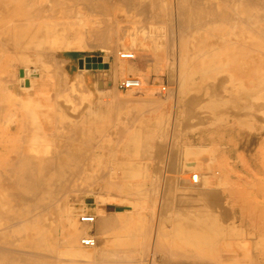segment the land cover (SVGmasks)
<instances>
[{
    "label": "rangeland",
    "instance_id": "obj_1",
    "mask_svg": "<svg viewBox=\"0 0 264 264\" xmlns=\"http://www.w3.org/2000/svg\"><path fill=\"white\" fill-rule=\"evenodd\" d=\"M45 1V2H44ZM50 1V2H49ZM53 1H55V0H41V1H39V0H34V1H32V2H30L29 0H16L14 3H13V7L10 9V10H12V11H14V13H11V15H18V16H16V17H8V18H6V17H2V12H0V26L1 25H21L22 27H27L25 30L26 31H28V32H32L33 30L32 29H36V26H50V28L52 27V28H55V30H53L52 28H51V30L55 33V34H53V32L51 31V35H50V38L51 39H48L49 41H51L52 40V42L51 43H49V41H48V43H45V46L46 47H50V50H51V52L52 53H54V54H56L57 55V57H61V55L63 56L64 54H69V53H77L78 54V56H77V58L79 57V59H80V62H82V64H84L85 65V67L88 65V69L87 68H85L84 67V71H78V69H76V72L78 73H76L77 74V78H79L80 79V82H74V81H72V83H71V86L70 87H68V90H67V92L65 93V96L64 95H62L61 94V96L60 95H58V96H56V100H59L60 98V100H59V102L60 103H62V104H65L66 105V107L67 108H69L70 106H71V108H70V110H71V113H72V115H77V114H80L81 115V117L79 118V121H78V123L76 124V122H75V120H73V118L71 119H69V117H66V120L64 121V120H62V121H64L62 124H60V122L61 121H56L55 123L52 121V127L55 125L56 127H58V129L56 128V129H53L54 130V133L56 134V132L57 131H59V132H57V136H61V135H66V137H65V139H64V136L61 138H59V137H55V140H54V138L52 137L51 139V141H49V140H46L47 142H49V143H47V142H44V143H41L42 141H41V138L40 137H38V136H36V138H40L39 139V142L38 143H41L40 144V146L38 145V143L36 144V145H31V147H29V150H30V152H32L33 150H34V152L35 153H32L31 155L33 156V155H35L36 154V157H43V155L42 154H44V153H42L45 149H46V147H47V144H51V143H53V144H51V145H49V147H53L54 146V143H55V146H56V148L59 146V148H62V149H64L66 146L64 145V143H66L67 142V145L69 144L70 145V143L71 142H73L72 144H74V148H76V145H77V148H78V145H80L79 146V149H80V151H81V153H82V155H81V158L80 157H76L75 158V160L72 158V161H71V168L69 169V170H67L66 172H62V174L58 177V179L60 180L59 182H58V180H57V184H55V185H52V187L50 188V193H49V195H47L46 197H45V200H44V203H46L48 200L49 201H54L55 200V202H58V201H60V202H62V204H60L59 206H58V209H55L54 210V208H57V206L55 205H52L51 206V208H50V211H49V209H45L46 210V213H43V211L42 210H40L39 209V206H36L34 209H31V210H29V214H32V213H30V211H32L33 210V212L35 211H37L38 209L40 210L38 213H39V220L40 221H38V223H36V221L33 223V222H25L24 220H19L18 222H15V223H13V221H12V223H10L8 226L9 227H7V225L6 226H4L3 224H0V230H8V231H10L9 230V228L11 229V233L13 234V235H18L17 233H19V236L17 237L19 240H17L18 242H17V245H21V243H25V244H28L31 240H32V236H34V235H36L37 234V232H38V234L36 235V236H39L40 234H41V232H44V241L45 242H43L42 243V246H44V244H45V246H50L49 248L50 249H52V251L54 250H56L55 252H53V253H55V254H58V255H56L55 257H54V255H52L53 253H50L53 257H51L50 255H46V254H48V252H47V248H45V246L43 247L44 249L43 250H41L42 252H39L40 254L41 253H43V252H45L46 254V256L47 257H45V255H44V257H43V259L44 258H47V260H51L52 262H50V260H49V263L46 261V262H44V264H51V263H53L54 262V264H68L67 262H70L71 264H73L76 260H77V258L79 259L80 258V260L81 259H83V260H88V259H86V258H84V257H82V256H78V255H61V253L59 254V250H62V249H66L67 247H69L68 246V244H67V239L70 237V234H72L73 235V233H74V229L72 228V226L70 227V224L69 223H67L66 222V219H64L65 217H63V212L66 210V206H67V208H68V214L70 215V216H73V217H79V215L80 214H82V213H86V214H88V215H95V213H94V211H93V209L94 208H96V207H104L105 205H107V204H112V205H115V207H116V209H120V210H125V211H127V213H126V215L128 216V218H129V216L130 217H132L134 220H136L137 222L134 224L136 227H139V225H142L143 226V228H141V230L143 229H146L147 227H148V230H149V227H151L152 229H151V233H152V231L153 230H159V229H169L170 228V225L168 224V225H164V226H161V228H160V225H158L159 224V221L157 222V218L159 217H156V215L154 216V217H152V216H150V210H149V208H148V206L150 205V206H152L153 204L151 203V201H155V199L157 200H159V202H160V200H163V198L161 199V197H164V195H163V193L161 194L160 192L162 191V189L161 188H163V187H158L159 185L160 186H162V185H164V184H161V183H163L164 181H165V178H166V180H169V179H167L168 177L170 178V180H171V183L173 184V186H176V187H174V188H177V185H178V183H180V184H184L182 181L183 180H185V179H188L189 178V175L190 174H188L189 173V171H187L186 172V170L188 169L189 170V168H187V166L186 165H184V169L185 170H183V171H181L182 169H183V164H184V162L186 161V162H193V163H196L195 165L197 166V168H195L194 170H190L191 172H194V171H198V172H200L201 174H202V176H203V179H201V180H203V181H201V185H204V183L205 184H207L206 186H216V187H218V189H220V192H221V197H222V195H223V197H224V199L222 198V200H221V202L223 203V205L226 207V210H227V217H228V220H227V223L228 224H230V225H228L227 224V231H231V232H228V234L229 235H231L230 237H229V235H228V237L229 238H227L228 240L229 239H232V237H233V239H232V241L230 242V241H228L227 240V242L229 243H227L226 242V245H224L223 247H226L227 249H226V251H227V253H225V254H228V255H232V256H228V258H224V257H220L219 256V252H213L212 254H214L213 256H211L210 258H212L213 259V262H212V264H221V263H224V264H226V263H228V264H264V118H263V116H264V111L262 110L261 112H263V116L261 115V112H258L257 111V113L256 114H258V115H255L254 116V113H252L253 114V117L251 118V116H249V115H251V113H250V111L248 110V112H247V115L245 116L244 114L246 113V111H247V109L246 108H242L241 107V105L244 107V102L243 101H241V103L240 102H226V101H224L223 99H221V100H217V98L215 99V97H220V95L219 96H212L213 98L212 99H209V97H210V95H209V92H211V90L210 91H208L210 88L209 87H206V88H209L208 90L205 88V83L206 82H208V78H209V82H211L212 81V83L214 82L215 83V81H217V79H218V75H220V73L219 74H217V75H212V76H199V75H197L196 77H197V80H196V82H195V79H196V77L195 76H191L189 79H186L185 81H182V84H181V81H179V79H180V77L181 76H179V77H177L176 78V76L174 77V76H171V74H170V67H171V69H173V68H177V69H182V65H180L178 62H175L176 60H174V59H167V63L163 66V68H160V70L158 71V70H156V69H154V67H152V65H153V58L151 57V55L149 56V57H143V55H142V53H140V51H138L137 52V50L135 51V58L134 59H131L130 61H132V64H135V66H136V68H138L141 72H144L145 73V75H147V79L146 80H143V77H141L142 76V74H137V75H132V74H130V76L131 77H139L140 78V80L142 81V87L140 88V89H138V90H120V89H118L117 88V83H118V80L119 81H121L122 79H124V78H126V76H121V75H117L116 74V76L114 77V80H113V83L112 84H105L104 85V88L105 89H109V90H115V93H116V96L115 97H112V98H109V97H107V96H105L106 94H104V93H101V92H97L98 90V86L96 85V83H94L93 85H92V80L95 78V80H96V76H95V74H96V72L98 71V63L96 62V61H93V58H97V56H102L103 58H102V60H103V63H110V65L112 66V68H114V66L116 67V66H118L120 63H121V61H120V59H117V57L119 58V52L120 51H124V47L123 46H121L120 45V43H119V40L118 39H116L117 37L116 36H118V34H119V36L121 35V34H123V32H124V34L125 35H129V34H132V32H133V34L132 35H135L137 32V34L135 35V36H137L138 38H140V39H143L145 36V38H144V40L146 41V43L149 45V47L150 48H153V47H151V45H153L154 46V44L156 45V46H158V40L157 39H159L160 40V44H162V49L164 50V51H166V52H168V53H170V51H172L174 54L176 53L177 54V50H178V48H176V42L178 41L179 42V36H178V34H179V32H178V34L177 33H175V31L177 32V27L180 25V24H177L178 22H177V19H176V16H175V9H176V2H179V1H183V0H170V2L169 3H171V5H173L174 6V9H173V7H172V9H171V11L173 10V12L174 13H172V19L170 20V18L168 17V16H170L171 15V13H170V10H168V6L170 5L169 3L168 4H166L169 0H163L164 2H162V0H158V2H157V0L155 1V2H157L158 3V5L161 3V4H163L162 6H164L165 5V13H162L163 14V17H164V14H165V20L162 22V20H161V22H155V18H153V17H151L150 16V18H148V16L145 18V16L143 15V14H140L138 11H137V13H139L140 15H138L137 17H136V12L134 13L135 14V17L133 16L134 14H133V10L134 9H132V11L130 10V11H128L127 10V8L126 7H123L122 8V6H123V3H124V5H125V0H92V3H93V5L94 6H92V3H91V0H67V2H66V0H56V4H55V2H53ZM60 1H63V3L62 2H60ZM94 1L96 2V3H94ZM115 1H117V2H119L120 4H121V6H119V8H118V10L120 9V8H122L123 10H124V12H125V16H124V12H123V10H121L123 13H121V11H120V13H117V11H116V16L114 17V15H110V14H112V12H110L109 11V14H108V12L106 11V13L104 12L106 9H111L115 4ZM128 1V0H127ZM145 1H147V0H145ZM152 1V0H151ZM154 1V0H153ZM161 1V2H160ZM52 2V6H51V3ZM60 2V3H59ZM98 2V3H97ZM47 4L48 3V5L50 4V6L53 8V10H52V12H51V9L52 8H50L49 10H48V7H47V5L45 4V6L43 5V9L44 10H46V8H47V11H45V12H48V11H50V12H48L49 14L51 13V16L48 18V17H44L43 18V16H40V17H35V18H32V17H24L23 16V14L24 13H22L23 11H26V10H29V9H31V7L32 6H37V7H41L42 5H40V4ZM62 3V4H61ZM70 3L72 4V6H75V7H71V5H70ZM73 3H75V5L73 4ZM87 5L88 4V8H84L85 7V4ZM105 3V4H104ZM174 3V4H173ZM56 6H54V5ZM68 4V5H67ZM83 4V5H82ZM103 4V5H102ZM40 5V6H39ZM57 5H59L60 7L58 8V6ZM89 5H90V7H89ZM97 5V6H96ZM98 5H101L102 6V8H100L101 6H98ZM111 5H112V7H111ZM49 6V7H50ZM63 7H66V8H62ZM79 9H77V8ZM87 7V6H86ZM96 7H98V8H96ZM108 7V8H107ZM159 8L158 9H161V12H164V11H162V10H164V8L163 7H161L160 5L158 6ZM42 8V7H41ZM55 8V9H54ZM89 8H91L92 10L91 11H94V12H90V13H88V10H90ZM94 8H96V9H94ZM171 8V6H169V9ZM42 9V10H43ZM57 9H59V10H61V11H59L58 12V10ZM71 9V10H70ZM78 10V12H79V14H78V12H76L75 14H73V12H75L76 10ZM2 9L0 8V11H1ZM21 10H23L21 13H20V11ZM63 10H65V13L66 14H64V12H63ZM70 10V11H69ZM75 10V11H74ZM99 10H103V11H99ZM16 11H18L17 13L18 14H15L16 13ZM54 11H55V13H54ZM72 11V12H71ZM80 11L81 12H83V13H80ZM98 11H99V13H98ZM155 11V10H154ZM57 12H58V15H57ZM60 12H62L63 14H60ZM100 12H102L101 14H100ZM119 12V11H118ZM130 12V13H129ZM132 12V13H131ZM168 12V13H167ZM72 13V14H71ZM71 14V15H70ZM93 14H94V16H93ZM106 14V15H105ZM130 14H133L132 16H133V18H130V17H132ZM170 14V15H169ZM19 15H21V16H19ZM54 17H53V16ZM57 15V17H55ZM93 16V17H91V16ZM126 15H127V17H126ZM128 15H129V17H128ZM143 15V16H142ZM168 15V16H167ZM173 15H174V17H173ZM110 16V17H109ZM112 16H113V18H114V22L113 21H111V20H113V18H112ZM118 16V17H117ZM120 16H121V18H120ZM122 16H123V18H122ZM143 17V19H142V17ZM91 17V18H90ZM105 19H104V18ZM94 18V19H93ZM101 18H103V19H101ZM109 18V19H108ZM117 18H119V20L117 19ZM152 18V19H151ZM162 18V17H161ZM160 18V19H161ZM167 18H169V20L171 21V23L173 24V25H175V26H173L172 25V27H174L173 29H169L170 27L169 26H167V24L170 22H167L168 21V19ZM116 19L118 20V21H116ZM123 19H125L124 21H123ZM142 19V20H141ZM93 20V21H92ZM104 20H106V21H104ZM145 20L146 21H148L147 23L149 24V26L148 27H146L147 26V23H145ZM152 20V21H151ZM157 20V19H156ZM175 21V23H173L174 21ZM11 21V22H10ZM101 21H104V22H106V25H107V30H109V28L108 27H110L111 29L109 30V31H106V30H103L102 31V33H104L103 34V36L100 38L99 36H98V38H100V40L97 38V36H90V31H92L93 29H98V30H102L105 26V23L104 22H101ZM144 21V22H143ZM167 23H166V22ZM109 22H110V24H112V23H114V24H116V25H114V24H112V25H110L109 24ZM165 22V23H164ZM12 23V24H11ZM152 25H151V24ZM155 24V26H154V24ZM89 24V25H88ZM98 24V25H97ZM128 24V25H127ZM134 24V25H133ZM135 24H138V26H136ZM143 24H145L146 26L144 27V25ZM157 24V25H156ZM176 24H177V26H176ZM97 25V26H96ZM102 25V26H101ZM114 25V26H113ZM127 26V27H124V26ZM130 25H132L131 27H130ZM140 25V26H139ZM162 26L163 27V29H162V27H160V26ZM38 26V27H39ZM99 26V27H98ZM153 26V28H151ZM60 27H61V30H60ZM88 27V28H87ZM123 27H124V29H123ZM130 27V28H129ZM169 27V28H168ZM171 27V28H172ZM63 28V29H62ZM65 28V29H64ZM87 28V29H86ZM114 28L116 29V30H114ZM119 28V29H118ZM138 28V29H137ZM143 28V29H142ZM144 28H148L147 30H150V29H154V28H159V29H161L160 31H161V33L163 32V34H161L160 33V31L158 30V31H156V30H153V31H155L156 32V34L157 35H161V37H160V35L159 36H154L155 35V33L151 36H149V38H148V35H145L148 31H146V29H144ZM172 30V31H174V32H170L169 30ZM83 29V30H82ZM105 29V28H104ZM132 29H134V31H132ZM142 29V30H141ZM23 30V29H22ZM80 30H82V31H84V30H87V32L86 31H84V32H82V31H80ZM114 30V31H113ZM121 32H120V31ZM139 30H141V31H139ZM163 30V31H162ZM67 31V32H66ZM78 31H80V32H82V33H84V37L85 38H87V41H88V43H90L91 45H89L88 43L87 44H83V43H81V42H79L78 43V41L76 42V37L74 36L76 33L75 32H78ZM113 31V32H112ZM118 31L120 32V33H118ZM60 32H62L61 34H59ZM65 32V34H63ZM86 32V33H85ZM126 32V33H125ZM169 32H170V34H172V37H174V38H172V40H171V35L169 34ZM203 32H204V34H203ZM201 34L202 35H207L208 33H206L205 31H203ZM75 33V34H74ZM99 33V32H98ZM106 33H107V35H109V37L108 36H105L106 35ZM116 33V34H115ZM118 33V34H117ZM149 33V32H148ZM153 33V32H152ZM74 34V35H73ZM86 34V35H85ZM113 34V35H112ZM169 34V35H168ZM173 34H174V36H173ZM176 34H177V37H176ZM74 37H72V36ZM110 35L111 36H113L115 39H116V41H112L111 39H113L112 37H111V39H110ZM143 35H145V36H143ZM164 35V36H163ZM165 35H167V36H170L169 37V39H168V37H165ZM130 36V35H129ZM151 37H153V39L151 40L150 38ZM154 37H156V39L154 38ZM157 37H159V38H157ZM106 38V39H105ZM167 38V39H166ZM178 38V39H177ZM189 37H186V39H188ZM62 39H66V40H63V42L61 41ZM105 39V40H104ZM155 39V40H154ZM162 39V40H161ZM107 40V41H106ZM109 40V41H108ZM166 40H167V42H166ZM98 41H100V43L98 42ZM103 41V43H101ZM163 41V42H162ZM168 41L171 43V41H173L172 42V44L171 45H168V44H170V43H168ZM91 42H95L93 45H92V43ZM96 42H98V44L96 43ZM106 42H107V47H106ZM152 42H153V44H152ZM155 42V43H154ZM70 43H71V45H70ZM30 45V46H28V45ZM36 44H38V43H36ZM51 44H52V46H51ZM96 44V45H95ZM117 44V45H116ZM129 44V43H128ZM167 44V45H166ZM178 44V43H177ZM34 45V44H33ZM44 45V44H43ZM67 45V46H66ZM70 45V46H69ZM73 45V46H72ZM95 45V46H94ZM110 45V46H109ZM174 45V46H173ZM25 46V45H24ZM54 46V47H53ZM56 46V47H55ZM114 46V47H113ZM156 46H154V47H156ZM167 46V47H166ZM57 47H58V49H57ZM68 47V48H67ZM72 47H74V48H72ZM122 47V48H121ZM171 47V48H170ZM188 47H190V46H188ZM26 48L27 49H29V48H33L32 47V44L30 43L29 44V42H27L26 43ZM26 48H24V49H26ZM35 48H39V47H36L35 46ZM71 48V49H70ZM119 48H120V50H119ZM173 48V49H172ZM41 49V48H40ZM56 51H55V50ZM65 49V50H64ZM117 49V50H116ZM168 49V50H167ZM107 51H109V53L107 52ZM176 51V52H175ZM151 52H154L153 51V49H151ZM150 52V53H151ZM172 52L170 53V54H172ZM173 54V55H174ZM175 54V55H176ZM138 55V56H137ZM115 60H116V62H115ZM173 60H174V62H173ZM119 62V63H118ZM173 62V64L175 63V64H177L176 66L175 65H173V64H171ZM94 64V66H93V68L91 67V64ZM72 64L73 65H76V61H72ZM113 64V65H112ZM27 65H28V63H27ZM173 65V66H172ZM166 66V67H165ZM96 68V69H95ZM115 69V68H114ZM113 69V70H114ZM174 69V70H175ZM229 71H228V70ZM264 70V69H263ZM227 72V74L228 75H230V77L232 76V78H229L228 77V80H225V82H226V86L227 85H229V86H236V87H239V85H242L243 87H244V89H246V91L248 90V91H250V92H252V90H254V79H252L251 77L252 76H247L246 74H241V73H239L237 70H235V69H231V68H229V67H227L225 70H224V72H221V76L219 77V78H222V76H224L223 78H225V77H227V76H225V75H223V73H226ZM116 73V72H115ZM230 73V74H229ZM107 74V73H106ZM105 73H104V75H103V78H104V80H106V77H107V75H106ZM218 76V77H217ZM173 77V80L176 78V80H174L173 82H172V79L171 80H169L170 78H172ZM194 79H193V78ZM199 77V78H198ZM202 78H203V80H202ZM198 79H199V83L197 82L198 81ZM211 79V80H210ZM249 79H251V81L249 80ZM180 80H182V77H181V79ZM193 80V81H192ZM256 80V79H255ZM94 81V80H93ZM200 81H202L201 83H200ZM205 83H204V82ZM229 81V82H228ZM144 82V83H143ZM174 82H175V84H176V86H175V84H174ZM186 83V89H184L183 88V83ZM193 82V83H192ZM229 84H228V83ZM232 82V83H231ZM237 82H238V84H237ZM242 82V83H241ZM249 82H251V84L249 83ZM171 83L172 84H174V85H171ZM179 83L181 84V87H182V89L180 88V85H179ZM202 83H204V84H202ZM210 84V85H207V86H212L213 84ZM234 83H236L237 85H235ZM75 84V85H74ZM146 84V85H145ZM189 86H188V85ZM191 84V85H190ZM202 84V86L204 85V89H203V87H201L200 85ZM247 84H250V85H247ZM84 85V86H83ZM108 85V86H107ZM171 85L172 87H169V86ZM74 86V87H73ZM173 86H175V87H173ZM179 86V87H178ZM191 86V87H190ZM196 86H198L197 88L199 89L200 88V91L202 92V94H198V95H195L197 92H199V90L198 91H196ZM200 86V87H199ZM165 88L164 90H162V88ZM167 88H169L168 90H172V88H173V92H171V90L170 91H168L167 90ZM176 88V89H175ZM177 88L179 89L178 91L179 92H177ZM192 88V89H191ZM202 88V89H201ZM152 89V90H151ZM187 89H189V90H187ZM190 89H191V91H190ZM194 89V93L195 94H193V92H192V90ZM250 89H252V90H250ZM72 90V91H71ZM75 90H77V93H76V91ZM182 91V93H181V91ZM184 90V91H183ZM187 90V91H186ZM205 90V91H204ZM75 91V92H74ZM80 93H79V92ZM136 91V92H135ZM176 91V92H175ZM196 91V92H195ZM71 92V93H70ZM88 92V93H87ZM169 93V92H171L170 94H167V93ZM183 92H185V93H183ZM200 92V93H201ZM68 93V94H67ZM79 93V94H78ZM146 93H147V95H146ZM167 95H166V94ZM179 93V95H182L184 98L186 97V100H190V99H193V98H196L197 99V101L195 102V103H190V105L188 106V105H186V100L183 98V97H180L179 95H176V94H178ZM181 93V94H180ZM189 93H191V94H189ZM224 93H226L227 95H228V93L229 92H224ZM78 94V95H77ZM82 94H84V95H82ZM172 94V95H171ZM175 94V95H174ZM186 94V95H185ZM189 94V95H188ZM223 94V93H222ZM68 95V96H67ZM77 95V96H76ZM171 95V96H170ZM207 95V96H206ZM68 98H67V97ZM71 98H70V97ZM72 96L74 97L73 99H72ZM173 96H174V98H173ZM188 96H189V98H188ZM191 96V97H190ZM206 98H205V97ZM63 97V98H62ZM88 97V98H87ZM162 97H164V98H162ZM181 99H180V98ZM207 97H208V99H207ZM66 98H67V101H66ZM88 100H87V99ZM115 98V99H114ZM178 98L180 99L179 101H178ZM199 98V99H198ZM211 98V97H210ZM63 99H64V103L62 102L63 101ZM81 99V100H80ZM127 99H129V100H127ZM176 99V100H175ZM184 99V100H183ZM205 99H206V101H205ZM68 100H69V102H68ZM71 100V101H70ZM86 102H85V101ZM104 100H106L105 102H104ZM119 101V103H118V101ZM122 100V101H121ZM133 100V101H132ZM146 100V101H145ZM147 100H149L148 102H147ZM166 100H169V101H166ZM182 100H183V106H180V105H182ZM202 100V101H201ZM208 100H210V101H208ZM212 100H214V101H212ZM74 101V102H73ZM94 101V102H93ZM140 101V102H139ZM176 101L177 102H179V104L178 105H176ZM55 102H57V101H55V99H52V105L54 104V105H56L55 104ZM73 102V103H72ZM81 105L80 107H79V104ZM121 102V103H120ZM138 102V103H137ZM163 102V103H162ZM170 102V103H169ZM201 104H200V103ZM216 103V104H210V103ZM246 102H247V100H246ZM67 103V104H66ZM70 103V104H69ZM91 103H93V105L91 104ZM97 103V104H96ZM102 103H103V106H102ZM118 103V104H117ZM122 103H123V106H122ZM140 103H141V105H140ZM165 103V104H164ZM175 103V104H174ZM221 104L220 106L218 105V104ZM76 106H75V105ZM157 104V105H156ZM200 104V105H199ZM203 104H204V108H203ZM74 107H73V106ZM95 105V106H94ZM98 105V106H97ZM114 105V106H113ZM118 105H119V107H118ZM173 105L175 106L174 107V109H170V108H173ZM227 108V110L225 109V107ZM233 105H235V107H237V108H235ZM78 106V107H77ZM93 106H94V108H93ZM134 106V107H133ZM144 106V107H143ZM200 106H202V108H203V110H201L202 108H200ZM214 106V108L212 109V107ZM215 106H217L216 108H219V107H224L223 109L221 108V110H224V112L223 111H221L220 110V108L219 109H216L215 108ZM75 108V107H77V109L75 110L74 109V111H73V108ZM117 107H118V109H117ZM136 107V108H135ZM183 107H184V109H183ZM194 107H196V110H195V108ZM228 107H230V109L228 108ZM93 108V109H92ZM114 108H115V110H114ZM120 108H128L127 110L126 109H124V111L123 110H120ZM131 108V109H130ZM157 108V109H156ZM164 108H166L165 110H164ZM175 108H176V110H175ZM233 108H235V109H233ZM88 109V110H87ZM104 109V110H103ZM140 109V110H139ZM153 111H152V110ZM170 109V110H169ZM191 109V110H190ZM201 111H200V110ZM208 109V110H207ZM215 109V110H214ZM229 109V110H228ZM241 109H242V111H241ZM245 109H246V111H245ZM95 110V111H94ZM106 110V111H105ZM112 110V111H111ZM138 110V111H137ZM162 110V111H161ZM172 110H173V112H172ZM184 110V111H183ZM213 110H214V112H213ZM226 110V111H225ZM230 110H233V111H231L230 112ZM235 110V111H234ZM238 110H240L239 112H238ZM105 113H103V112ZM113 111H114V113H113ZM166 111V113H164ZM199 111V112H198ZM216 111V112H215ZM219 111V112H218ZM230 113H229V112ZM82 112V113H81ZM95 112V113H94ZM136 112V114H134ZM148 112V113H147ZM158 114H157V113ZM162 112V113H161ZM170 112V113H169ZM184 112V113H183ZM195 112H197L196 114H195ZM202 112H205L204 114L202 113ZM98 113V114H97ZM100 113V114H99ZM114 114V116H113V114ZM161 113V114H160ZM169 113V114H168ZM172 113V114H171ZM213 113V115H211ZM218 113V114H217ZM224 113V114H223ZM239 115H238V114ZM250 113V114H249ZM260 113V114H259ZM90 114H92V115H90ZM96 114V115H95ZM101 114H103V115H101ZM116 114H118V117H117V115ZM121 114V115H120ZM125 114V115H124ZM142 114H144V115H142ZM148 114V115H147ZM161 116H160V115ZM165 114V115H164ZM173 114H175V115H173ZM186 115V117L188 116L189 118H191V119H189L188 117H187V119L186 118H183V117H185V115ZM201 114H203V118L200 116ZM215 114V115H214ZM226 114L228 115V116H226ZM243 114V115H242ZM249 114V115H248ZM52 115H55V114H52ZM88 115V116H87ZM95 115V116H94ZM100 115V116H99ZM153 115V116H152ZM171 115H173L174 117L176 116V118H173V116H171ZM182 115V116H181ZM184 115V116H183ZM92 116H94V117H92ZM104 116V117H103ZM108 116V117H107ZM112 118H111V117ZM123 116V117H122ZM134 116V117H133ZM155 116V118H153ZM158 118H157V117ZM171 116V118L169 119V117ZM179 117V119L181 120L182 118V121L181 122H184V123H182V124H180L181 122H180V120L178 119V117ZM194 116V118L192 119V117ZM219 116V117H218ZM234 116V117H233ZM89 117V118H88ZM92 117V118H91ZM99 117V118H98ZM121 117V118H120ZM182 117V118H181ZM58 118V117H57ZM97 118V119H96ZM104 118V119H103ZM111 118V119H110ZM119 118V119H118ZM124 118H126V119H124ZM131 118H133L132 120H131V122L129 121ZM142 118H145L144 120L142 119ZM156 118H157V120H156ZM163 118V119H162ZM166 118H168V120L166 119ZM207 118V119H206ZM221 118V119H220ZM244 118V119H243ZM246 118V119H245ZM251 118V119H250ZM255 118V119H254ZM116 119V120H115ZM140 119H142V121L140 120ZM161 119V120H160ZM174 119V120H173ZM176 119V120H175ZM195 119V120H194ZM201 119H203V121L201 120ZM207 121H206V120ZM249 119V123H248V120ZM86 120V121H85ZM93 120V121H92ZM146 120H147V122H146ZM149 120V121H148ZM154 120H155V123L157 122L158 124H160L161 125V127H163L162 128V130H158V133L161 131H163L162 133L164 134V133H166L167 131V133H166V136L167 137H169V135L171 136V137H169V138H167L166 136H165V138H167L166 140H167V143L163 140V139H165V138H162L163 136H161V135H159L158 133H157V130L155 129V131H153L154 130V128H156L155 126H154ZM167 120V121H166ZM178 120V121H177ZM214 120V121H213ZM256 120V121H255ZM69 121V122H68ZM115 121V122H114ZM140 121H141V124H139L140 126H139V128L141 127H143L142 129H143V131H145V133L147 132L148 133V138H149V134H153L154 132V134H158V135H154V136H158V138L157 137H155V143L154 142H152L151 143V141H150V138L148 139H146L145 138V140L147 141L146 143L148 144L149 143V141H150V143L151 144H156V146H159L160 148H159V151H157L156 152V154H155V151H156V147L153 145H145V146H142L140 149H138V148H136V149H133L132 147V149H133V151L134 150H137V151H134V152H137V153H130V154H126V153H124V151L122 150V149H124V143L128 140L127 139V136L128 135H133L134 134V131L135 130H137L138 128H137V126H135L134 127V125L136 124V122L137 123H140ZM163 121H166V122H168V124H166L165 122H163ZM173 121V122H172ZM175 121H177V122H175ZM186 121V122H185ZM189 121H191V122H189ZM207 123H206V122ZM213 123H212V122ZM228 121V122H227ZM237 121H238V123H237ZM240 121V122H239ZM245 121H246V123H245ZM263 121V122H262ZM68 122V123H67ZM71 122V123H70ZM105 122V123H104ZM130 122V123H129ZM161 122H163V124H161ZM224 122V123H223ZM226 122V123H225ZM57 123V124H56ZM111 123V124H110ZM118 123V124H117ZM127 123V124H126ZM148 123V124H147ZM156 123V124H157ZM165 123V124H164ZM173 123V124H172ZM177 123V124H176ZM195 123V124H194ZM216 123V124H215ZM222 123V124H221ZM234 123V124H233ZM241 123V124H240ZM79 124V125H78ZM113 124V126H114V124H115V126L113 127L112 126V128H111V125ZM142 124L144 125V126H142ZM244 124V125H243ZM245 124H246V126H245ZM263 124V125H262ZM65 125V126H64ZM70 125V126H69ZM132 125V126H131ZM137 125V124H136ZM147 125V126H146ZM163 125V126H162ZM196 125V126H195ZM60 126H61V128H60ZM76 126L78 127V128H76ZM96 128H95V127ZM110 127L109 128V132H108V128L107 127ZM129 126V127H128ZM169 127V128H167V127ZM171 126V127H170ZM176 126L178 127V128H176ZM200 126V127H199ZM254 126V127H253ZM262 126V127H261ZM74 127V128H73ZM88 127H90L89 129H88ZM120 127H121V129H120ZM145 127V128H144ZM167 128L168 130H166L165 128ZM174 127L177 129V130H175L174 131ZM201 127H203V128H201ZM250 127V128H249ZM67 128V129H66ZM70 128V129H69ZM72 128V129H71ZM81 128H82V130H81ZM99 128V129H98ZM117 130H116V129ZM127 128V129H126ZM133 128H136L134 131H133ZM147 128V129H146ZM251 128H253V129H251ZM261 128V129H260ZM60 129V130H59ZM63 129L65 130V131H63ZM73 129H74V131H73ZM106 130V131H104V130ZM123 129V130H122ZM146 129V130H145ZM193 129H195V130H193ZM197 129V130H196ZM55 130H56V132H55ZM90 130H91V132H90ZM115 132H114V131ZM170 130V131H169ZM111 131V132H110ZM117 131V132H116ZM174 133H173V132ZM176 131H177V133L179 134V136H178V134L176 133ZM195 131V132H194ZM65 132V133H64ZM78 132H80V133H78ZM83 132H85V134L83 133ZM96 132H98V133H96ZM101 132H103L102 134L103 135H101L100 133ZM124 132V133H123ZM151 132V133H150ZM61 133V134H60ZM62 133H64V134H62ZM69 133V134H68ZM91 133H93V134H91ZM104 133H105V135H104ZM130 133V134H129ZM146 133V134H147ZM172 135H171V134ZM68 134V135H67ZM77 134V135H76ZM86 134H88V135H86ZM90 134V135H89ZM97 134V135H96ZM112 134V135H111ZM169 134V135H168ZM176 134V135H175ZM83 136V138H81L82 136ZM84 135H86L85 137H84ZM122 135V136H121ZM124 135V136H123ZM175 135V136H174ZM70 136V137H69ZM78 136H80V140H78V139H74V137H78ZM108 136V137H107ZM174 136V137H173ZM192 136V137H191ZM0 137H2V133H1V130H0ZM69 137V139H67ZM92 137V138H91ZM114 137V138H113ZM59 138V139H58ZM98 140H97V139ZM105 138V139H104ZM109 138V139H108ZM175 138H176V140H175ZM1 139V138H0ZM81 139H83V140H81ZM94 139V140H93ZM113 139V140H112ZM159 139V140H158ZM57 140H60L59 142H57ZM62 140V141H61ZM75 140V141H74ZM100 140H101V142H100ZM104 140V141H103ZM149 140V141H148ZM160 140H162V141H160ZM170 140V141H169ZM258 140V141H257ZM56 141V142H55ZM70 141V142H69ZM97 141V142H96ZM98 141H99V143H98ZM116 141V142H115ZM173 141L175 142V145L173 144ZM62 142V143H61ZM95 142H96V144H95ZM103 142V143H102ZM106 142H110V143H107L106 144ZM145 142V141H144ZM159 142H161V144L159 143ZM162 142H164V144L162 143ZM59 143H61V144H59ZM86 143H88L87 145H86ZM115 143V144H114ZM146 143H144V144H146ZM162 146V144H163V146L165 147V151L164 150H162L161 151V149L163 148H161V146L159 145V144ZM172 143V144H171ZM179 143V144H178ZM46 144V145H45ZM103 144V145H102ZM105 144V145H104ZM109 144H110V146H111V148H110V146H109ZM167 144V145H166ZM191 144V145H190ZM195 144V145H194ZM197 144H199V145H197ZM209 144V145H208ZM217 144V145H216ZM45 145V146H44ZM83 145H84V147H83ZM91 145H93V147L91 146ZM97 146V147H100V148H98L97 149V147L95 148V146ZM173 145L175 146V147H173ZM203 145V146H202ZM223 145V146H222ZM35 146V147H34ZM45 148H44V147ZM86 146V147H85ZM91 147L90 149L88 148V147ZM101 146H102V148H101ZM108 146V147H107ZM173 147V149H172V147ZM176 146H177V148H176ZM232 146V147H231ZM48 147V148H49ZM51 147V148H52ZM107 147V148H106ZM145 147V148H144ZM194 147V148H193ZM195 147H196V149H195ZM198 147H199V152L201 153H196L197 152V150H198ZM204 150V151H202V149ZM204 147H206V148H204ZM33 148V149H32ZM38 148V149H37ZM42 148H43V150H42ZM67 148V147H66ZM76 148V149H77ZM85 148V149H84ZM87 148V149H86ZM108 148H110V149H108ZM171 148V149H170ZM174 148H176V149H174ZM192 148V149H191ZM209 148H211L210 150H209ZM61 149V150H62ZM84 149V150H83ZM92 149H94V150H92ZM97 149V150H96ZM102 151H101V150ZM106 151H105V150ZM164 149V148H163ZM168 149V150H167ZM207 149V150H206ZM87 150V151H86ZM113 150V151H112ZM131 150V149H130ZM139 150V151H138ZM172 150H173V152H172ZM174 150H175V152H176V150H177V153H176V155H175V152H174ZM184 150V151H183ZM190 150H191V152H192V154H191V152H190ZM193 150L195 151V152H193ZM5 151V152H4ZM38 151V152H37ZM86 151V153H84ZM90 151V152H89ZM97 151V152H96ZM99 151V152H98ZM146 151V152H145ZM150 151V152H149ZM154 151V152H153ZM161 151V152H160ZM167 151L170 153L171 152V158H170V156H169V153H167ZM245 151V152H244ZM7 152H9V150H8V148L7 147H4V146H2V145H0V169H1V167H2V170L3 171H1L0 170V175H2L3 173H5V174H3V175H7L9 172H8V167L7 166H11V161L10 160H8L10 157H12L11 155H14V153H7ZM103 152V153H102ZM110 152V154H108ZM164 152V153H163ZM211 152V153H210ZM90 153H92L91 155H90ZM94 153H96V154H94ZM99 153H101V155H103V158H102V156L101 155H99L98 156V154ZM139 153H140V155L141 156H138L139 155ZM144 153V154H143ZM153 153H154V155H153ZM160 153H161V156H160ZM164 155H163V154ZM174 153V154H173ZM186 153H189V157L188 156H186ZM194 153L196 154V156L194 155ZM9 154H11L10 156H9ZM86 154V155H85ZM132 154V155H131ZM45 155V154H44ZM84 155V156H83ZM93 155V156H92ZM145 155V156H144ZM153 155V156H152ZM166 155H168L167 157H165ZM191 155V156H190ZM193 155V156H192ZM15 156V155H14ZM56 157L55 158H59V157H61L62 155L61 154H59V155H55ZM58 156V157H57ZM150 156V157H149ZM156 156V157H155ZM158 156H160L161 158H163V160H158V159H161V158H158L157 159V161H155L156 159L155 158H157ZM177 156V157H176ZM195 156V157H194ZM212 156V157H211ZM82 157H84V158H82ZM86 157V158H85ZM91 157H92V159H91ZM100 157L102 158V159H100ZM133 157V158H132ZM139 157H141V158H139ZM147 157V158H146ZM149 157V158H148ZM153 157V158H152ZM186 157V159L187 160H184V158ZM210 157V158H209ZM105 158V159H104ZM124 158H126V159H124ZM132 158V159H131ZM134 158H136V159H134ZM145 160H144V159ZM155 159V160H152V159ZM98 159V160H97ZM122 159H123V161H122ZM166 159H168L167 160V164H165L166 163ZM171 159H173L172 161H171ZM183 160L182 162H181V160ZM196 159V160H195ZM210 159V161H208ZM85 160V161H84ZM88 160V161H87ZM94 161V162H90V161ZM130 160V161H129ZM135 160L137 161V162H135ZM139 160H140V162H139ZM189 160H191V161H189ZM76 163H75V162ZM97 161H99V162H97ZM121 161V162H120ZM133 161V162H132ZM141 161H149V163H150V165H149V163H147V165H145V162H142V165H141ZM154 161V162H153ZM159 161V162H158ZM163 161V162H162ZM207 163H206V162ZM6 162H7V165H6ZM73 162H74V164H73ZM78 162H80V163H78ZM85 162V163H84ZM119 162L121 163V165H119ZM125 162V164H126V162H131V164L132 165H135L134 167H137V168H139V167H141L140 169H136V172H137V174H138V176H140L141 175V177L139 178V177H137L136 175L134 176V178H133V176H132V178L131 179H129L127 176H126V174L125 173H122L124 170H126L124 167V169L122 168V166L123 165H125V164H123ZM152 162V163H151ZM157 162H158V164H157ZM172 162V163H171ZM181 162V163H180ZM199 162V163H198ZM226 162V163H225ZM78 163V164H77ZM87 163V164H86ZM99 163V164H98ZM117 163V164H116ZM140 164L141 166H139V165H137V164ZM143 163H144V165H143ZM163 163V164H162ZM168 163H171V164H168ZM123 164V165H122ZM160 164V165H159ZM162 164V165H161ZM197 164H199V165H197ZM4 165V166H3ZM78 165V166H77ZM84 167H83V166ZM88 167H87V166ZM116 165V166H115ZM155 165V166H154ZM158 165V166H157ZM169 165H171V166H169ZM77 166V167H76ZM91 168H90V167ZM126 166V165H125ZM143 166V167H142ZM152 168H151V167ZM161 167V170L159 169L160 167ZM164 166H165V168H164ZM179 166V167H178ZM78 168V169H76V168ZM111 169H110V168ZM120 167V168H119ZM146 167H150V168H146ZM164 169H163V168ZM167 167L169 168V169H167ZM178 167V168H177ZM201 169H200V168ZM4 168V169H3ZM73 168V169H72ZM83 168V169H82ZM85 168V169H84ZM109 168V169H108ZM123 169V171H121L122 169ZM142 168H143V173L141 174V170H142ZM208 168V169H207ZM211 168V169H210ZM213 168V169H212ZM77 171H76V170ZM80 169V170H79ZM82 169V170H81ZM87 169V171H85ZM121 169V170H120ZM145 169V170H144ZM146 169H148V171L146 170ZM155 169H159L158 170V172L160 173L159 175L157 174V171L155 170ZM167 169V170H166ZM173 170V172L171 173V171L170 170ZM74 170H75V172H76V174H75V172H74ZM91 170V171H90ZM106 170H107V172H108V170H110L109 171V173H107L106 172ZM114 170H115V172H114ZM152 170V171H151ZM167 172H166V171ZM175 170V171H174ZM211 170V171H210ZM221 170V171H220ZM88 171H90L89 172V174L87 175V173H88ZM92 171H94V172H92ZM147 171V173L146 174H148V175H145V177H147V178H145L144 177V173ZM154 171V172H153ZM164 171H165V173H164ZM185 171V172H184ZM3 172V173H2ZM85 172V173H84ZM87 172V173H86ZM91 172H92V174H91ZM126 172V171H125ZM140 173V175H139V173ZM154 174H153V173ZM179 172H180V174L181 175H178L179 174ZM190 172V173H191ZM211 172V173H210ZM63 173H64V176H62L63 175ZM79 173V174H78ZM113 173V174H112ZM123 175H122V174ZM152 173V174H151ZM174 173V174H173ZM215 173V174H214ZM222 173V174H221ZM73 174H74V176H73ZM84 174H86V175H84ZM100 174V175H99ZM103 174L105 175V176H103ZM107 174V175H106ZM157 174V175H156ZM163 174V175H162ZM166 174H168L167 175V177H166ZM206 174H207V176H206ZM218 176H217V175ZM71 175V176H70ZM79 175H80V177H79ZM171 175H174V177H170ZM185 175V176H184ZM186 175H187V177H186ZM71 178H70V177ZM77 176V177H76ZM86 176V177H85ZM96 176H97V179H96ZM101 176V177H100ZM103 176V177H102ZM149 176V177H148ZM155 176V177H154ZM158 176H161L160 177V180H156L155 182H157L158 181V183H155V185L153 184L154 182H153V180H155L156 179V177H157V179H159V177ZM180 176V177H179ZM183 176H184V178H183ZM202 176H201V178H202ZM205 176H206V179H205ZM69 177V178H68ZM73 177V178H72ZM110 178V179H108V178ZM124 177V178H123ZM144 177V178H143ZM150 177H152L153 178V180L150 178ZM163 177H165L164 178V180H163ZM177 177V178H176ZM207 177H209V178H207ZM80 180H79V179ZM83 178V179H82ZM100 178V179H99ZM104 178H105V180H104ZM126 178V179H125ZM137 178V179H136ZM143 178V179H142ZM151 180H150V179ZM171 178H173V180L171 179ZM174 178H176V179H174ZM180 178V179H179ZM215 178V179H214ZM218 178V179H217ZM64 181H63V180ZM68 179V180H67ZM69 179H71V181L69 180ZM93 179V180H92ZM107 179V180H106ZM120 179V180H119ZM67 180V181H66ZM92 180V181H91ZM109 180V181H108ZM162 180V181H161ZM169 180V181H170ZM204 180L206 181V182H204ZM68 181H70L69 182V184H67L66 185V192H67V186H68V192H67V194H66V192L64 191L65 189H64V187H65V184L68 182ZM93 181H95V182H93ZM132 181V182H131ZM139 181V182H138ZM143 181V182H142ZM145 181H147V182H145ZM150 181V182H149ZM159 181H161V182H159ZM173 181V182H172ZM179 181V182H178ZM127 182V183H126ZM130 182V183H129ZM136 182H138V183H136ZM144 182H145V184H144ZM153 182V183H152ZM204 182V183H203ZM221 182V183H220ZM2 182H1V178H0V195H1V197H11V196H9V195H11L10 194V192H7V194H5L6 193V191H9L7 188H5L2 184H1ZM58 183H60V184H58ZM102 183V184H101ZM114 183V184H113ZM135 183H136V189H135V187L133 186V184L135 185ZM140 183V184H139ZM149 183H151L152 184V187H151V184L149 185ZM165 183V182H164ZM170 183V184H171ZM80 184H81V186H80ZM104 184H106V185H104ZM110 184V185H109ZM131 185L132 186V189H130V192H135L134 194L132 193H129V189H128V185ZM144 184V185H143ZM223 184H225V186H223ZM226 184H228V185H226ZM113 185V186H112ZM149 185V186H148ZM157 185V186H156ZM185 185V184H184ZM62 186H64L63 187V189L64 190H62ZM74 186V187H73ZM80 186V187H79ZM142 186H146V188L145 187H143L142 188ZM156 186V187H155ZM84 187H86V188H84ZM124 187L127 189H124ZM140 187H141V189H140ZM147 187H149L150 189H147ZM153 187H154V189L156 190V189H158V190H154L153 189ZM158 187V188H157ZM204 187H205V185H204ZM231 187V188H230ZM84 188V189H83ZM134 188V189H133ZM145 188V189H144ZM222 188V189H221ZM73 189H75V190H73ZM87 189V190H86ZM92 189V190H91ZM108 189V190H107ZM125 190V192H124V190ZM139 191H138V190ZM142 189H144L145 190V192L148 190V192H146V193H148V195H146L145 194V192L142 190ZM160 189H161V191H160ZM228 189V190H227ZM58 191L57 193L55 192V191ZM59 190H61V191H59ZM135 190H137V191H135ZM150 190V191H149ZM225 190V191H224ZM4 191H5V193H4ZM62 191H64V192H62ZM143 191V192H142ZM154 193H156L155 195H157V196H159L158 198L154 195H152V193L153 192ZM225 193H224V192ZM140 192H142V193H140ZM152 192V193H151ZM227 192V193H226ZM4 195H3V194ZM9 193V194H8ZM62 194V195H59V194ZM137 193H140V194H137ZM51 194V195H50ZM57 194V195H56ZM146 195V196H148V197H146V196H144V195ZM162 196H161V195ZM176 194V193H175ZM175 194H173V195H171V196H174ZM178 194V197H181L180 196V194L179 193H177ZM176 194V195H177ZM52 195H53V197H52ZM67 195V196H66ZM112 195V196H111ZM137 195V196H136ZM140 195H143V197H141ZM176 195L174 196V198L176 197ZM182 195V194H181ZM184 195V194H183ZM182 195V196H183ZM59 196V197H58ZM99 196V197H98ZM150 196V197H149ZM6 197V198H7ZM27 197V198H26ZM26 197H24V199H26L25 201H24V199L22 200V201H19V200H16V201H12L11 202V199L10 200H8L7 201V199L5 198V200L4 201H2V204H1V207L3 206H6V207H4V208H7V207H12V206H20V204H21V206H22V204H23V206H27V204L28 203H30V199H31V196H27L26 195ZM95 197H96V199H95ZM156 197V198H155ZM46 198H48L47 200H46ZM57 200H56V199ZM59 198V199H58ZM98 198H99V200H98ZM105 198V199H104ZM27 199H29L30 201H28ZM65 199V200H64ZM102 201H101V200ZM119 199L121 200V201H119ZM147 199V200H146ZM149 199H150V203L152 204H150L149 203ZM153 199V200H152ZM178 199V198H177ZM176 198H175V200H174V203H175V201L177 200ZM96 200H97V204H96ZM125 202H123V201ZM127 200H129V201H127ZM158 200L157 201H155L156 202V207H158ZM19 203H18V202ZM26 201H28L27 203H26ZM46 201V202H45ZM64 201V202H63ZM99 201V202H98ZM145 201V202H144ZM178 201V200H177ZM176 201V205H177V202ZM137 202H139V203H141L140 204V206H135L136 204L135 203H137ZM143 202H144V204H143ZM158 202V203H157ZM226 202V203H225ZM5 204V205H4ZM13 204V205H12ZM146 204V205H145ZM228 206H227V205ZM112 205H111V207H112ZM222 205V204H221ZM222 205V206H223ZM63 206V207H62ZM149 206V207H150ZM227 207H228V209H227ZM53 208V209H52ZM82 208V209H81ZM138 209V210H137ZM157 210H158V208L156 209V213H157ZM4 211H6V212H8V211H10V210H8V209H6V210H4ZM19 211V210H18ZM21 211H24V212H27V210H21ZM21 211H19V212H21ZM56 212V214H55V212ZM84 211V212H83ZM129 211V212H128ZM137 211V212H136ZM140 211V212H139ZM53 212V213H52ZM231 212V213H230ZM50 213V214H49ZM129 213H130V215H129ZM134 213V214H133ZM45 214V219H43V215ZM47 214H49V215H47ZM61 214V215H60ZM138 214V215H137ZM140 214H141V216L142 217H140L139 218V216H140ZM232 215V217H230L231 215ZM120 215V214H119ZM118 215V217H117V221H118V224H117V226H119V225H121L122 223H123V221H122V218H121V215L119 216ZM145 216V218H144V216ZM230 215V216H229ZM234 215V216H233ZM46 216H47V220H46ZM51 216H52V218H51ZM56 216V217H55ZM58 216V217H57ZM149 216L151 217V219L149 218ZM138 217V218H137ZM155 220H154V219ZM231 218V219H230ZM24 219V218H23ZM50 219V220H49ZM58 219H60V220H58ZM143 219L144 220H146V222L145 221H143ZM1 220V219H0ZM43 220V221H42ZM65 220V221H64ZM234 220V221H233ZM237 220V221H236ZM240 220H241V223H240ZM21 221V222H20ZM41 221H42V223H41ZM45 221H47L46 223H48V224H45ZM57 221V222H56ZM58 221H59V223H58ZM151 221H154V222H151ZM230 221V222H229ZM235 223V225H233L234 223ZM1 222V221H0ZM24 222V224H22ZM53 222V223H52ZM139 222H141V223H139ZM149 222L150 223H153L152 224V226H149ZM156 222L158 223V224H156ZM232 222V223H231ZM240 224H239V223ZM243 222V223H242ZM20 223V224H19ZM31 223H33V224H31ZM50 223H52V224H50ZM55 223V224H54ZM139 223V224H138ZM18 224V225H17ZM21 224H22V226H21ZM44 224V225H43ZM57 224V225H56ZM137 224H138V226H137ZM156 224V225H155ZM237 224V225H236ZM239 224V225H238ZM3 225V226H2ZM17 225V226H16ZM35 225V226H34ZM90 225H92V224H90ZM151 225V224H150ZM158 225V226H157ZM13 226H15V227H13ZM21 226V227H20ZM117 226H115V228L114 229H116V227ZM147 226V227H146ZM169 226V228H167ZM228 226H230L232 229H228ZM233 226V227H232ZM234 226L236 227V231H235V228H234ZM11 227H13V229L11 228ZM25 227V228H24ZM46 227V228H45ZM50 227H51V229H50ZM61 227V228H60ZM63 227V228H62ZM124 227V226H123ZM242 227V228H241ZM20 228V229H19ZM28 228V229H27ZM44 228V229H43ZM53 228V229H52ZM91 228V227H90ZM120 227H118L115 231H113L115 234L114 235H116V232L118 231V229H119ZM243 228H244V230H243ZM17 229V230H16ZM26 229V230H25ZM41 229H43V230H41ZM46 229V230H45ZM64 229H66V230H64ZM113 229V230H114ZM24 230V231H23ZM46 232H45V231ZM56 230L58 231V232H56ZM21 231V232H20ZM22 231H23V233H22ZM29 231H31V233L29 232ZM37 231V232H36ZM39 231H40V234H39ZM54 231L56 232V233H54ZM64 231V232H63ZM73 231V232H72ZM233 231L234 232H236V234L235 233H233ZM240 231V232H239ZM17 232V233H16ZM26 232V233H25ZM35 232H36V234H35ZM63 232V233H62ZM113 232H112V230L111 231H107V232H105V234L104 235H109V237L111 236V238H112V235H110V234H113ZM119 233L120 232H122V229L120 230V231H118ZM154 232V231H153ZM27 233H29V234H27ZM48 233V234H47ZM141 233H142V231H141ZM140 233V237L138 238V237H136L135 239V242H137V244L140 242L141 244L143 243L141 240H144V242L145 241H147L149 238H147V237H145V235H143L142 236V234ZM231 233V234H230ZM60 234H62V235H60ZM89 235H91V233H88ZM235 234V235H234ZM243 234H245V235H243ZM26 235H28L30 238H28V236L26 237ZM57 235H59V236H57ZM150 235H152L151 236V240L149 241V243H147V242H145V244H140L139 243V245L140 246H138V247H136V251H140L141 252V249H142V252H143V254L144 253H146V252H148V253H146L147 255H151V252H152V255L153 254H155V250H153L154 248V246H155V240H161L162 238L164 239H162L164 242H161V241H158V242H160V243H163V244H166V243H169V238H164V237H158V238H156L155 239V237H153V234H150ZM251 235H254V237L252 238V236ZM21 236H22V238H21ZM62 236V237H61ZM120 235L117 233V235L114 237L115 239L116 238H118ZM250 236V237H249ZM258 236V237H257ZM259 236H260V239H259ZM59 237V238H58ZM80 237L82 238V235H80L79 236V238L77 237V242H78V244H79V239H80ZM84 237V236H83ZM142 237H143V239H142ZM238 237H240V238H237ZM243 237V238H242ZM14 238V237H13ZM147 240H146V239ZM255 238H257L256 239V241L254 240ZM15 240H16V238H14ZM252 239L255 241L254 243H256L257 242V246H256V249H255V246L253 245V242H252ZM15 240H13V241H15ZM139 240V241H138ZM234 240H236V241H234ZM238 240V241H237ZM240 240V241H239ZM242 240V241H241ZM152 241V242H151ZM155 241V242H154ZM42 242V241H41ZM46 242H48V244L46 245ZM134 242V244H136ZM151 242V243H150ZM171 242V241H170ZM242 242V243H241ZM247 242H248V244H247ZM154 243V244H153ZM14 245L13 246H15L16 244H15V242L13 243ZM50 244V245H49ZM63 244H65V245H63ZM150 246H149V245ZM153 244V245H152ZM176 244V246H177V244H182L181 246H180V248L181 249H186V250H188V251H190V250H192L191 249V247H188V245H187V243H185V242H180V241H178V242H176L175 243ZM263 244V245H262ZM16 245V246H17ZM80 245V244H79ZM112 245V244H111ZM124 245H125V243H124ZM143 245H148V247L146 248V247H144L145 248V250H143L144 248H142V246ZM152 245V246H151ZM210 245H212V243H210ZM15 246V247H16ZM63 248H62V247ZM81 246V245H80ZM126 246H128V245H126ZM168 246V247H167ZM239 246V247H238ZM252 246V247H251ZM254 246V247H253ZM258 246H259V248H258ZM52 247V248H51ZM170 248L171 247V245H167L166 244V246L164 247V248H161V249H163V251L165 250V248ZM183 247H185V248H183ZM119 248V247H118ZM135 248V247H134ZM139 248V249H138ZM148 248H151V249H148ZM166 248V249H167ZM189 248V249H188ZM229 248V249H228ZM231 248H232V250H231ZM237 248V249H236ZM242 248H244V249H242ZM261 248V249H260ZM39 249V248H38ZM58 249V250H57ZM119 249H123V248H119ZM127 249V248H126ZM148 249V250H147ZM176 249H178L176 252H175V255L173 254L172 255V253L170 254V255H172L173 257H169V259H171V260H175V261H179V262H184V263H186V262H188V261H190V259H188L189 257H185V256H183L181 253H180V249H179V247H176ZM249 249V250H248ZM242 250V251H241ZM245 250V251H244ZM248 250V251H247ZM49 252H50V250H48ZM51 251V252H52ZM167 251H168V249H167ZM242 252V253H241ZM169 253V252H168ZM223 253V252H222ZM237 253V254H236ZM241 254V256H239ZM150 255H149V258L148 257H144V258H140V257H138V258H135V259H133V260H136L138 263L139 262H141V263H143V262H152V263H154L153 261H155L156 259L155 258H153V257H151L150 258ZM237 255H238V257H237ZM235 256V257H234ZM61 258L60 260H58V258ZM237 257V258H236ZM63 258H65V259H63ZM69 258V259H68ZM219 258V259H218ZM235 258V259H234ZM57 259V260H56ZM141 259V260H140ZM148 259V260H147ZM167 259V258H166ZM214 259H216V260H214ZM228 259H229V261H228ZM234 259V260H233ZM62 260H64V262L62 261ZM67 260V261H66ZM74 260V261H73ZM123 260H130V259H123ZM218 260V261H217ZM225 260V261H224ZM233 260V261H232ZM72 261V262H71ZM89 261V260H88ZM234 261H235V263H234Z\"/></svg>",
    "mask_w": 264,
    "mask_h": 264
},
{
    "label": "bare ground",
    "instance_id": "obj_2",
    "mask_svg": "<svg viewBox=\"0 0 264 264\" xmlns=\"http://www.w3.org/2000/svg\"><path fill=\"white\" fill-rule=\"evenodd\" d=\"M8 1V0H7ZM19 1V0H18ZM39 1H41V0H39ZM52 1V0H51ZM59 1V0H58ZM70 1V0H69ZM74 1V0H73ZM97 1V0H96ZM110 1V0H109ZM118 1V0H117ZM117 1H115V5L112 7V5H111V9H109L108 7V9H106L104 12L106 13V11L108 12V14H109V11L110 12H112V14H110V15H114V17L116 16V11H117V13H120V11L121 10H123L122 8L123 7H126L127 8V10L128 11H132V9H134L132 12H133V14L136 12V17L138 16V15H140V14H145L144 16H145V18L148 16V18H150V16L151 17H153V18H155L154 20H155V22H157L158 20V22H161V20H162V22L165 20L164 18H165V14H164V17H163V14L162 13H165V5L164 6H162L163 4H159L161 7H163L164 8V10H162V11H164V12H161V9H158L159 7V5H158V0H157V2H155L156 0H147V1H145V0H125L126 2H125V5H124V3H123V6H122V8H120L119 10H118V8H119V6H121V4L119 3V2H117ZM123 1V0H122ZM167 1V0H166ZM172 1V0H171ZM175 1V0H174ZM13 2V1H12ZM45 2V1H44ZM50 2V1H49ZM53 2H55V4H56V0L55 1H53ZM60 2H62L63 3V1H60ZM59 2V3H60ZM66 2H67V0H66ZM161 2V1H160ZM162 2H164L163 0H162ZM170 2V0L166 3V4H168ZM9 3H10V1H9ZM9 3H7L6 5H8ZM61 3V4H62ZM91 3H92V0H91ZM94 3H96L95 1H94ZM98 3V2H97ZM172 3V2H171ZM171 3H169L170 5L169 6H171V8L169 9V6L167 7L168 8V10H170V13L172 12V13H174L173 12V10L171 11V9H172V7H173V9H174V6L173 5H171ZM40 4V3H39ZM43 4V3H42ZM42 4H40V5H42ZM46 4V3H45ZM45 4H43L44 6H45ZM51 4V6H52V2L50 3ZM50 4L48 5V3L46 4L47 5V7H48V10L50 9V8H52L51 6H50ZM74 5H75V3H73ZM85 4V3H84ZM105 4V3H104ZM174 4V3H173ZM176 4V9L174 10L175 11V16H176V19H177V24H180L176 29H177V32L175 31V33H177L178 34V32H179V34H178V36H179V42L177 41L176 42V48H178V52H177V54L175 55L172 51H170V53L172 52V54H170V53H168V52H166V51H164L163 49H162V44H160L161 42H160V38L159 37H157V38H159V39H157L158 41V46H156L155 44H154V46H156V47H154L153 45H151V47H153V48H150L149 47V45L146 43V41L144 40V38L146 37L145 35H148V38H149V36L151 35H153L154 33H155V35L154 36H156L157 34H156V32L155 31H153V30H156V31H160L161 29H159V28H154L153 30L152 29H150V30H147L148 28H144V29H146V31H148L145 35H143V36H145L143 39H140V38H138L137 36H135V35H132L133 34V32H132V34H129V35H125L124 34V32H123V34H121L120 36H119V34L118 33H120L119 31H118V36H116L115 38L116 39H118L119 40V43H120V45L121 46H123L124 47V51H120L118 54H121V53H133V56H134V58H135V51L137 50V52L138 51H140V53H142V55H143V57H149L150 55H151V57L153 58L152 60H153V65H152V67H154V69H156V70H160V68H163V66L167 63V59H174V60H176L175 62H178L180 65H182V69L180 70V69H175V68H173V69H171V67H170V74H171V76H176V78L177 77H179V76H181L182 77V80H180L181 79V77H180V79H179V81H181V84H182V81H185L186 79H189L191 76H197V75H199V76H212V75H217V74H219L220 73V75H218L219 77L221 76V72H224V70L227 68V67H229V68H231V69H235V70H237L239 73H241V74H246L247 76H252L251 78L252 79H254V90H252V89H250V90H252V92H250V91H246V89H244V87L242 86V85H239V87H236V86H229V85H227L226 86V82H225V80H228V77L229 78H232V76L230 77V75H228L227 74V72L226 73H223V75H225V76H227V77H225V78H223L224 76H222V78H219L218 76V79H217V81H215V83L213 82L212 83V81L211 82H209V78H208V82H204L205 83V88L206 87H209V88H206L208 91H210L211 90V92H209V95H210V97H209V99H212L213 97L212 96H219L220 95V97H215V99L217 98V100H221V99H223L224 101H226V102H240L241 103V101H243L244 102V107L241 105V107L242 108H246L247 109V111H246V109H245V111H246V113L244 114L245 116L247 115V112H248V110L250 111V113H251V115H249V116H251V118L253 117V114L252 113H254V116L255 115H258V114H256L257 113V111L258 112H261L262 110L264 111V0H183V1H179V2H176L175 3ZM39 5V6H40ZM43 5L41 6V7H37V6H32L31 7V9H29L28 11H30V10H32V9H38V10H41L42 11V9H43ZM54 5V4H53ZM68 5V4H67ZM70 5H71V7L73 8V7H75V6H72V4L70 3ZM83 5V4H82ZM103 5V4H102ZM3 6V7H2ZM50 6V7H49ZM55 6V5H54ZM58 6V8L60 7L59 5H57ZM87 6V7H86ZM92 6H94L93 5V3H92ZM97 6V5H96ZM98 6H101V5H98ZM11 7V4H9V7L8 8H10ZM46 7V6H45ZM56 7V6H55ZM89 7H90V5H89ZM0 8H7V6H5V5H2V3L0 2ZM62 8V7H61ZM63 8H66V7H63ZM62 8V9H63ZM77 8V7H76ZM84 8H88V4L86 5L85 4V7ZM96 8H98V7H96ZM96 8H94V9H96ZM100 8H102V6L100 7ZM55 9V8H54ZM67 9V8H66ZM74 9V8H73ZM78 9V8H77ZM90 10H88V13H90V12H94V11H91L92 9L91 8H89ZM44 10V9H43ZM52 10H53V8L51 9V12H52ZM58 10V12L59 11H61V10H59V9H57ZM71 10V9H70ZM69 10V11H70ZM76 10V9H75ZM74 10V11H75ZM79 10V9H78ZM78 10H76L75 12H73V14H75L76 12H78ZM97 10V9H96ZM125 10V9H124ZM124 10H123V12H124ZM155 10V11H154ZM10 11V10H9ZM8 11V12H9ZM23 10H21L20 11V13L22 12ZM40 11V12H41ZM45 11H47V8H46V10ZM99 11H103V10H99ZM99 11H98V13H99ZM119 11V12H118ZM137 11L140 13H137ZM18 11H16V13L15 14H18L17 13ZM48 12H50V11H48ZM48 12L45 14V16L48 14ZM58 12H57V15H58ZM63 12H64V14H66L65 13V10H63ZM72 12V11H71ZM122 11H121V13H123ZM131 12V13H132ZM12 13H14V11H12ZM22 13H25V11H23ZM35 13V12H34ZM54 13H55V11H54ZM80 13H83V12H81L80 11ZM95 13V12H94ZM102 12H100V14H101ZM120 13V14H121ZM130 13V12H129ZM168 13V12H167ZM172 13H171V15L170 16H168L169 18H170V20L172 19ZM60 14H63L62 12H60ZM72 14V13H71ZM70 14V15H71ZM77 14V13H76ZM78 14H79V12H78ZM91 14V13H90ZM133 14H130L131 16L133 15ZM49 15V14H48ZM57 15L55 16V17H57ZM102 15V14H101ZM106 15V14H105ZM142 15V16H143ZM8 16V15H7ZM44 16V15H43ZM50 16H51V13H50ZM53 16V15H52ZM91 16V15H90ZM93 16H94V14H93ZM93 16H91V17H93ZM124 16H125V12H124ZM134 17H135V14L133 15ZM133 16L132 17H130V18H133ZM141 16V17H142ZM34 17H37V16H34ZM54 17V16H53ZM90 17V18H91ZM110 17V16H109ZM118 17V16H117ZM126 17H127V15H126ZM128 17H129V15H128ZM162 17V18H161ZM173 17H174V15H173ZM44 18V17H43ZM46 18V17H45ZM104 18V17H103ZM103 18H101V19H103ZM112 18H113V16H112ZM120 18H121V16H120ZM122 18H123V16H122ZM161 18V19H160ZM169 18H167L168 19V21L167 22H169L170 20H169ZM175 18V17H174ZM94 19V18H93ZM105 19V18H104ZM109 19V18H108ZM118 20H119V18H117ZM116 19V21H118ZM142 19H143V17H142ZM141 19V20H142ZM152 19V18H151ZM157 19V20H156ZM125 19H123V21H124ZM144 20V19H143ZM93 21V20H92ZM104 21H106V20H104ZM104 21H101V22H104ZM111 21H113L114 22V18H113V20H111ZM149 21V20H148ZM148 21H146L145 20V23H147ZM152 21V20H151ZM174 21V20H173ZM176 21V20H175ZM175 21L173 22V23H175ZM1 22V21H0ZM11 22V21H10ZM144 22V21H143ZM161 22V23H162ZM166 22V21H165ZM164 22V23H165ZM166 22V23H167ZM105 23V29L103 28L102 30H98V29H93L92 31H90V36H97V38H98V36L100 37H102L103 36V34L104 33H102V31L103 30H106V31H109L111 28V26L110 27H108L109 28V30H107V25H106V22H104ZM12 24V23H11ZM109 24H110V22H109ZM112 24H114V23H112ZM112 24H110V25H112ZM151 24V23H150ZM154 24V23H153ZM177 24H176V26H177ZM7 25V24H6ZM89 25V24H88ZM98 25V24H97ZM96 25V26H97ZM114 25H116V24H114ZM113 25V26H114ZM128 25V24H127ZM134 25V24H133ZM136 26H138V24H135ZM144 25V27L146 26L145 24H143ZM152 25V24H151ZM157 25V24H156ZM172 23H171V21L167 24V26H171L172 27ZM5 26V25H4ZM39 26V25H38ZM36 26V29H32L33 30V32H31V33H29V35H30V37H29V40H28V42H29V44L31 43V41L32 40H34L35 42L32 44V47H33V49H35V46L36 47H39V48H36V49H40V48H42V46H45V43H48V39H44V36H43V34H47V33H50V35H51V28H49L48 26ZM51 26V25H50ZM102 26V25H101ZM124 26V25H123ZM132 25H130V27H131ZM140 26V25H139ZM149 26V24L147 23V26L146 27H148ZM154 26H155V24H154ZM160 26V25H159ZM173 26H175V25H173ZM12 27L14 28V29H17L18 31H22V29L24 30V28L26 29L27 27H22L21 25H12ZM99 27V26H98ZM124 27H127V26H124ZM124 27H123V29H124ZM129 27V28H130ZM160 27H162V26H160ZM168 27V28H169ZM169 28V29H173L174 27H172V28ZM6 28V27H5ZM88 28V27H87ZM86 28V29H87ZM151 28H153V26L151 27ZM167 28V29H168ZM3 29V28H2ZM8 29H9V27H8ZM53 30H55V28H52ZM63 29V28H62ZM65 29V28H64ZM119 29V28H118ZM138 29V28H137ZM143 29V28H142ZM141 29V30H142ZM162 29H163V27H162ZM168 29V30H169ZM175 29V28H174ZM60 30H61V27H60ZM83 30V29H82ZM82 30H80V31H82ZM114 30H116L115 28H114ZM113 30V31H114ZM141 30H139V31H141ZM1 31V30H0ZM50 31V32H49ZM80 31H78V32H75L73 35L76 37V42L78 41V43L79 42H81V43H83V44H87L88 43V41H87V38H85L84 37V33H82V32H84V31H86L87 32V30H84V31H82V32H80ZM112 31V32H113ZM132 31H134V29H132ZM163 31V30H162ZM170 32L172 31V30H169ZM203 31H205L206 33H208L207 35H202L201 33L203 32ZM53 32V31H52ZM67 32V31H66ZM85 32V33H86ZM99 32V33H98ZM153 32V33H152ZM170 32H169V34H170ZM172 32H174V31H172ZM22 33V32H21ZM62 32H60L59 34H61ZM126 33V32H125ZM160 33H161V31H160ZM22 34H24V32L22 33ZM53 34H55L54 32H53ZM63 34H65V32L63 33ZM116 34V33H115ZM161 34H163V32L161 33ZM168 34V35H169ZM177 34H176V37H177ZM203 34H204V32H203ZM34 35L36 36L37 35V37H34ZM49 35V36H50ZM86 35V34H85ZM113 35V34H112ZM138 35V34H137ZM160 35V34H159ZM159 35H157V36H159ZM171 35V37L170 36H167V35H165V37H168V39H169V37L171 38V40H172V38H174V37H172V34H170ZM32 36L34 37V38H32ZM72 36V35H71ZM105 36H108L109 37V35H107V33H106V35ZM164 36V35H163ZM173 36H174V34H173ZM21 37H23L22 39H24V38H26L25 36H19V40H20V38ZM73 37V36H72ZM100 37V38H101ZM111 37L113 38V39H111ZM160 37H161V35H160ZM186 37H189L188 39H186ZM52 38V37H51ZM50 38V39H51ZM74 38V37H73ZM100 38H98L99 40H100ZM113 36H111L110 35V39L113 41H116V39H115ZM155 39H156V37H154ZM21 39V40H22ZM27 39V38H26ZM106 39V38H105ZM104 39V40H105ZM151 40L153 39V37H151L150 38ZM154 39V40H155ZM167 39V38H166ZM178 39V38H177ZM1 40V39H0ZM63 40H66V39H62L61 41L63 42ZM162 40V39H161ZM107 41V40H106ZM109 41V40H108ZM38 42V44H36ZM52 42V40L51 41H49V43H51ZM99 43H100V41H98ZM98 42H96L97 44H98ZM163 42V41H162ZM166 42H167V40H166ZM172 42L173 41H171V43L168 41V43H170V44H168V45H171L172 44ZM18 43H19V41H18ZM25 42H23V44H22V46H24L25 45V47H26V44H24ZM92 43V45L95 43H93V42H91ZM101 43H103V41L101 42ZM129 43V44H128ZM155 43V42H154ZM178 43V44H177ZM44 44V45H43ZM89 45H91L90 43H88ZM152 44H153V42H152ZM5 45V44H4ZM28 45V44H27ZM70 45H71V43H70ZM69 45V46H70ZM96 45V44H95ZM94 45V46H95ZM117 45V44H116ZM167 45V44H166ZM28 46H30V45H28ZM51 46H52V44H51ZM67 46V45H66ZM73 46V45H72ZM110 46V45H109ZM174 46V45H173ZM188 46H190V47H188ZM12 47V46H11ZM54 47V46H53ZM56 47V46H55ZM106 47H107V42H106ZM114 47V46H113ZM167 47V46H166ZM68 48V47H67ZM72 48H74V47H72ZM122 48V47H121ZM171 48V47H170ZM20 49H22V48H20ZM49 49H50V47H49ZM57 49H58V47H57ZM71 49V48H70ZM151 49H153V51L154 52H151ZM173 49V48H172ZM32 50V49H31ZM55 50V49H54ZM65 50V49H64ZM117 50V49H116ZM119 50H120V48H119ZM168 50V49H167ZM24 51V50H23ZM34 51V50H33ZM37 51V50H36ZM56 51V50H55ZM22 52V51H21ZM108 53H109V51H107ZM151 52V53H150ZM176 52V51H175ZM9 53V52H8ZM11 53V52H10ZM50 53V52H49ZM31 54V53H30ZM34 54V53H33ZM54 54V53H53ZM174 54V55H173ZM2 55V54H1ZM9 55V54H8ZM7 55V57L5 56V59L4 60H6L9 56ZM32 55V54H31ZM3 56V55H2ZM11 56V55H10ZM62 56V55H61ZM65 56V55H64ZM119 56V55H118ZM138 56V55H137ZM12 57V56H11ZM15 57V56H14ZM36 57V56H35ZM1 58V57H0ZM46 58V57H45ZM44 58V59H45ZM133 58V59H134ZM117 59H120V61H121V63L118 65V66H114V71L116 70L118 73L119 72H127V73H133V72H137V68H136V66H135V64H132V61H130V60H127V59H122V58H118L117 57ZM3 60V59H2ZM2 60H0V61H2ZM34 60V59H33ZM55 60V59H54ZM174 60H173V62H174ZM50 61H52V60H50ZM115 62H116V60H115ZM173 62L171 63V64H173ZM119 63V62H118ZM14 64V63H13ZM12 64V65H13ZM39 65V64H38ZM52 65V64H51ZM113 65V64H112ZM173 65H177V64H173ZM172 65V66H173ZM54 66H55V64H54ZM94 66V64L92 63L91 64V67H93ZM178 66V65H177ZM176 66V67H177ZM39 67V66H38ZM38 67H36V68H38ZM53 67V66H52ZM56 67V66H55ZM166 67V66H165ZM23 68V67H22ZM96 69V68H95ZM175 69V70H174ZM7 70V69H6ZM57 70H59V69H57ZM228 70V69H227ZM113 70H112V72H114ZM229 71V70H228ZM42 72V71H41ZM124 72V73H125ZM55 73H57V72H55ZM78 74V73H77ZM38 75H39V72H38V69H31V68H29V66L26 64V66H25V68L21 71V78H20V85L22 86V88L25 90V91H28V92H31L32 90H33V88H34V84H35V82L34 81H36V80H34V78L35 77H38ZM57 75V74H56ZM65 75V74H64ZM128 75V74H127ZM50 76V75H49ZM53 76V75H52ZM134 76V75H133ZM10 77H11V75H10ZM9 77V78H10ZM54 77V76H53ZM57 77V76H56ZM63 77V76H62ZM73 77V76H72ZM142 77V76H141ZM59 78H60V76H59ZM68 78V77H67ZM139 78V77H138ZM176 78L174 79V80H176ZM193 78V77H192ZM199 78V77H198ZM6 79H7V77H6ZM5 79V80H6ZM69 79V78H68ZM73 79V78H72ZM140 79V78H139ZM172 79V82L174 81L173 80V77L172 78H170L169 80H171ZM194 79V78H193ZM256 79V80H255ZM60 80V79H59ZM196 80H197V77H196V79H195V82H196ZM202 80H203V78H202ZM211 80V79H210ZM250 81H251V79H249ZM1 81V80H0ZM4 81V80H3ZM58 81V80H57ZM66 81V80H65ZM68 81V80H67ZM72 81V80H71ZM193 81V80H192ZM75 82V81H74ZM73 82V83H74ZM142 82V81H141ZM198 83H199V79H198V81H197ZM202 81H200V83H201ZM229 82V81H228ZM227 82V83H228ZM252 82V81H251ZM251 82H249L250 84H251ZM4 83V82H3ZM72 83V84H73ZM77 83V82H76ZM144 83V82H143ZM193 83V82H192ZM204 83H202V84H204ZM213 84L212 86H207V85H210V84ZM232 83V82H231ZM242 83V82H241ZM65 84V83H64ZM93 84V83H92ZM174 84H175V82H174ZM174 84H172L171 83V85H174ZM181 84L179 83V85H180V88L182 89V87H181ZM202 84L200 85L201 87H203V89H204V85L202 86ZM229 84V83H228ZM235 85H237L238 84V82H237V84L236 83H234ZM250 84H247V85H250ZM70 86H71V84H69ZM75 85V84H74ZM146 85V84H145ZM169 86V87H172V86ZM188 85V84H187ZM191 85V84H190ZM68 86V85H67ZM84 86V85H83ZM175 86H176V84H175ZM175 86H173V87H175ZM183 88L184 89H186V83L184 82L183 83ZM189 86V85H188ZM199 86V87H200ZM69 87V86H68ZM74 87V86H73ZM142 87V86H141ZM179 87V86H178ZM191 87V86H190ZM198 86H196V91H198L199 90V92H197L196 94L194 93V89L192 90V92H193V94H195V95H198V94H202V92L200 91V88L198 89L197 88ZM179 88V89H180ZM11 89V88H10ZM60 89V88H59ZM65 89V88H64ZM169 88H167V90H168ZM176 89V88H175ZM178 88H177V92H179L178 90H179ZM192 89V88H191ZM191 89H190V91H191ZM198 89V90H197ZM202 89V88H201ZM2 90V89H1ZM53 90V89H52ZM114 90V89H113ZM130 90H134V89H130ZM141 90V89H140ZM152 90V89H151ZM171 90V89H170ZM170 90H168V91H170ZM187 90H189V89H187ZM186 90V91H187ZM72 91V90H71ZM76 91V93H77V90H75ZM74 91V92H75ZM181 91V90H180ZM184 91V90H183ZM195 91V92H196ZM205 91V90H204ZM6 92V91H5ZM54 92V91H53ZM60 92H62V91H60ZM64 92H67V91H64ZM79 92V91H78ZM136 92V91H135ZM171 92H173V88H172V90H171ZM171 92H169V93H167V94H170ZM176 92V91H175ZM201 92V93H200ZM224 92H229L228 93V95L226 94V93H224ZM55 93V92H54ZM54 93H52V94H54ZM71 93V92H70ZM80 93V92H79ZM78 93V94H79ZM88 93V92H87ZM165 93V94H166ZM181 93H182V91H181ZM180 93V94H181ZM183 93H185V92H183ZM204 93V92H203ZM223 93V94H222ZM11 94V93H10ZM62 94V93H61ZM68 94V93H67ZM77 94V95H78ZM166 94V95H167ZM189 94H191V93H189ZM188 94V95H189ZM7 95H9V94H7ZM59 95V94H58ZM76 95V96H77ZM82 95H84V94H82ZM146 95H147V93H146ZM172 95V94H171ZM170 95V96H171ZM175 95V94H174ZM176 95H179V93L178 94H176ZM186 95V94H185ZM203 95V94H202ZM61 96V95H60ZM64 96H65V94H64ZM68 96V95H67ZM66 96V97H67ZM85 96V95H84ZM148 96V95H147ZM180 97H183L182 95H179ZM207 96V95H206ZM6 97V96H5ZM11 97V96H10ZM70 97V96H69ZM86 97V96H85ZM179 97V98H180ZM191 97V96H190ZM205 97V96H204ZM2 98V97H1ZM16 98V97H15ZM21 98V97H20ZM19 98V99H20ZM29 98V97H28ZM27 98V99H28ZM54 98V97H53ZM63 98V97H62ZM68 98V97H67ZM67 98H66V101H67ZM71 98V97H70ZM74 97L72 96V99H73ZM88 98V97H87ZM86 98V99H87ZM111 98H112V96H111ZM162 98H164V97H162ZM173 98H174V96H173ZM178 98V101L181 99H179ZM184 98V97H183ZM188 98H189V96H188ZM206 98V97H205ZM61 99V98H60ZM59 99V100H60ZM115 99V98H114ZM165 99V98H164ZM185 100H186V97L184 98ZM183 99V100H184ZM199 99V98H198ZM207 99H208V97H207ZM4 100V99H3ZM11 100H14V99H12V97H11V99L9 100V103L11 102ZM17 100H18V97H17ZM16 99L14 100V101H12V102H14L15 104L17 103V102H19V100L17 101ZM59 100H56L57 102H55V104L57 105L56 107H59V109H61L60 110V113L61 114H58L57 116H58V118H59V121H61L60 122V124H62L65 120H66V117H69V119L71 118H73V120H75V122H76V124L78 123V121H79V118L81 117V115L80 114H77V115H72V113H71V110H70V108H71V106L69 107V108H67L66 107V105L65 104H62V103H60L59 102ZM81 100V99H80ZM88 100V99H87ZM127 100H129V99H127ZM176 100V99H175ZM183 100H182V105H180L179 104V102H177L176 101V105H180V106H183ZM246 100H247V102H246ZM15 101H17V102H15ZM50 101V100H49ZM71 101V100H70ZM85 101V100H84ZM106 100H104V102H105ZM118 101V100H117ZM122 101V100H121ZM133 101V100H132ZM146 101V100H145ZM149 100H147V102H148ZM166 101H169V100H166ZM197 101V99L196 98H193V99H188V100H186V105H190V103H195ZM202 101V100H201ZM205 101H206V99H205ZM208 101H210V100H208ZM212 101H214V100H212ZM6 102V101H5ZM21 102V101H20ZM23 102V101H22ZM37 102V101H36ZM63 103H64V99H63V101H62ZM68 102H69V100H68ZM74 102V101H73ZM72 102V103H73ZM86 102V101H85ZM94 102V101H93ZM140 102V101H139ZM9 103H7V104H9ZM31 103V102H30ZM39 103V102H38ZM78 103V102H77ZM80 103V102H79ZM78 103V104H79ZM118 103H119V101H118ZM117 103V104H118ZM121 103V102H120ZM138 103V102H137ZM163 103V102H162ZM170 103V102H169ZM178 103V104H177ZM200 103V102H199ZM67 104V103H66ZM70 104V103H69ZM92 105H93V103H91ZM97 104V103H96ZM165 104V103H164ZM175 104V103H174ZM201 104V103H200ZM199 104V105H200ZM211 105L213 104H216V103H210ZM12 105V104H11ZM14 105V104H13ZM20 105V104H19ZM22 105V104H21ZM24 105H26V104H24ZM32 105V104H31ZM75 105V104H74ZM140 105H141V103H140ZM157 105V104H156ZM217 105V104H216ZM219 106L221 105L220 103L218 104ZM43 106V105H42ZM73 106V105H72ZM76 106V105H75ZM81 105L79 104V107H80ZM95 106V105H94ZM94 106H93V108H94ZM98 106V105H97ZM102 106H103V103H102ZM114 106V105H113ZM122 106H123V103H122ZM222 106V105H221ZM224 106V105H223ZM226 106V105H225ZM224 106V107H225ZM234 107H235V105H233ZM5 107V106H4ZM39 107V106H38ZM45 107V106H44ZM74 107V106H73ZM72 107V108H73ZM78 107V106H77ZM77 107H75V108H73V111H74V109L76 110L77 109ZM118 107H119V105H118ZM118 107H117V109H118ZM134 107V106H133ZM144 107V106H143ZM174 105H173V108H170V109H174ZM205 106H204V104H203V108H204ZM217 106H215V108H216ZM223 107V108H224ZM227 107V106H226ZM225 107V109L227 110V108ZM14 108V107H13ZM16 108V107H15ZM23 108H25V107H23ZM33 108H35V107H33ZM40 108V107H39ZM38 108V109H39ZM92 108V109H93ZM136 108V107H135ZM195 108V110H196V107H194ZM200 108H202V106H200ZM203 108L201 109V110H203ZM214 108V106L212 107V109ZM220 108V110H221V108L222 107H219ZM219 108H216V109H219ZM222 108V109H223ZM229 109H230V107H228ZM235 108H237V107H235ZM235 108H233V109H235ZM20 109V108H19ZM25 109H27V108H25ZM47 109V108H46ZM45 109V111H47ZM124 109H126V108H124ZM124 109L123 108H120V110H123L124 111ZM128 109V108H127ZM126 109V110H127ZM131 109V108H130ZM157 109V108H156ZM166 108H164V110H165ZM169 109V110H170ZM183 109H184V107H183ZM228 109V110H229ZM24 110V109H23ZM33 109H29L28 110V112L30 111L31 113H33V115L31 114V116H35L36 114H34V112L35 111H32ZM42 110V109H41ZM78 110V109H77ZM88 110V109H87ZM104 110V109H103ZM114 110H115V108H114ZM140 110V109H139ZM152 110V109H151ZM175 110H176V108H175ZM191 110V109H190ZM198 110V109H197ZM196 110V111H197ZM200 110V109H199ZM200 110V111H201ZM208 110V109H207ZM215 110V109H214ZM214 110H213V112H214ZM225 110V111H226ZM236 110V109H235ZM234 110V111H235ZM11 111V110H10ZM39 111V110H38ZM52 111H54V110H52ZM56 111H59V110H56ZM95 111V110H94ZM106 111V110H105ZM112 111V110H111ZM138 111V110H137ZM153 111V110H152ZM162 111V110H161ZM184 111V110H183ZM221 111H223L224 112V110H221ZM231 111H233V110H230V112ZM240 110H238V112H239ZM241 111H242V109H241ZM240 111V112H241ZM5 112H6V110H5ZM27 112V114H29ZM44 112V111H43ZM103 112V111H102ZM172 112H173V110H172ZM199 112V111H198ZM216 112V111H215ZM219 112V111H218ZM229 112V111H228ZM229 112V113H230ZM243 112V111H242ZM8 113H9V111H8ZM8 113L6 112V114L8 115ZM17 113V112H16ZM23 113V112H22ZM45 113V112H44ZM51 113V112H50ZM59 113V112H58ZM82 113V112H81ZM95 113V112H94ZM104 113V112H103ZM113 113H114V111H113ZM112 113V114H113ZM148 113V112H147ZM157 113V112H156ZM162 113V112H161ZM160 113V114H161ZM164 113H166V111L164 112ZM170 113V112H169ZM168 113V114H169ZM184 113V112H183ZM197 112H195V114H196ZM203 114L205 113V112H202ZM232 113V112H231ZM13 115L14 114V116H16V114L15 113H9V115ZM25 114H26V112H25ZM49 114V113H48ZM57 114V113H56ZM98 114V113H97ZM100 114V113H99ZM105 114V113H104ZM134 114H136V112L134 113ZM158 114V113H157ZM159 114V115H160ZM172 114V113H171ZM203 114H201L200 116L202 117L203 116ZM218 114V113H217ZM224 114V113H223ZM238 114V113H237ZM260 114V113H259ZM11 115V116H12ZM17 115H19V113L17 114ZM21 115V114H20ZM50 115V114H49ZM90 115H92V114H90ZM96 115V114H95ZM94 115V116H95ZM101 115H103V114H101ZM117 115V117H118V114H116ZM121 115V114H120ZM125 115V114H124ZM142 115H144V114H142ZM148 115V114H147ZM165 115V114H164ZM173 115H175V114H173ZM173 115H171V116H173ZM185 115V114H184ZM183 115V116H184ZM211 115H213V113L211 114ZM215 115V114H214ZM239 115V114H238ZM243 115V114H242ZM261 115L263 116V112H261ZM3 116V115H2ZM6 116V115H5ZM23 116L25 117V115H24V113H23ZM29 116H30V114H29ZM37 116V115H36ZM33 117V119H35V120H31V121H29V126H30V124L32 125V126H34V124L33 123H35L36 124V126L35 127H33L32 128V131H34V130H36V127L38 128V125H37V121H38V117ZM53 116V115H52ZM88 116V115H87ZM94 116H92V117H94ZM100 116V115H99ZM113 116H114V114H113ZM153 116V115H152ZM161 116V115H160ZM171 116L169 117V119L171 118ZM182 116V115H181ZM226 116H228L227 114H226ZM9 117V116H8ZM8 117H7V119H8ZM19 117V116H18ZM40 117V116H39ZM91 117V118H92ZM104 117V116H103ZM108 117V116H107ZM111 117V116H110ZM123 117V116H122ZM134 117V116H133ZM157 117V116H156ZM178 117V116H177ZM188 117V116H187ZM187 117H186V115H185V117H183V118H186L187 119ZM219 117V116H218ZM234 117V116H233ZM37 118V119H36ZM89 118V117H88ZM99 118V117H98ZM112 118V117H111ZM110 118V119H111ZM121 118V117H120ZM153 118H155V116L153 117ZM158 118V117H157ZM157 118H156V120H157ZM173 118H176V116L174 117L173 116ZM182 118V117H181ZM182 118V119H183ZM189 118V117H188ZM194 118V116L192 117V119ZM203 118V117H202ZM250 118V119H251ZM263 118H264V116H263ZM5 119H6V117H5ZM4 119V120H5ZM6 119V120H7ZM22 119V118H21ZM27 119V118H26ZM97 119V118H96ZM104 119V118H103ZM119 119V118H118ZM124 119H126V118H124ZM133 118H131L129 121L131 122V120H132ZM143 120L145 119V118H142ZM142 119H140L141 121H142ZM163 119V118H162ZM167 120H168V118H166ZM178 119H179V117H178ZM182 119L180 120V122L182 121ZM189 119H191V118H189ZM207 119V118H206ZM205 119V120H206ZM221 119V118H220ZM244 119V118H243ZM246 119V118H245ZM255 119V118H254ZM6 120H5V122H6ZM30 120V119H29ZM42 120V119H41ZM62 120H64V121H62ZM116 120V119H115ZM161 120V119H160ZM166 120V121H167ZM174 120V119H173ZM176 120V119H175ZM195 120V119H194ZM202 121H203V119H201ZM8 121V120H7ZM9 121H11L10 123H12V119H11V117H9ZM45 121V120H44ZM46 121H47V119H46ZM86 121V120H85ZM93 121V120H92ZM141 121H140V123H137L136 122V124L134 125V127L135 126H137V130H135L136 128H133V131H134V134L131 136V135H128L127 136V141L124 143V149H122L123 151H124V153H126V154H130V153H137V152H134V151H137V150H134L133 151V149H136V148H138V149H140L142 146H149V145H154V144H151L152 142H154L155 143V137H157L158 138V136H154V135H158L159 133V135H161V136H163L162 138H165V136H166V133L168 132H166V133H162L161 131L158 133V130H162V128L163 127H161V125L160 124H158L157 122V124L155 123V120H154V126L156 127V128H154V130L153 131H155V129L157 130V133L158 134H149L150 136H149V138H150V141H151V143H150V141H149V143L147 144L146 142V140H145V138L147 139L148 138V133L146 134L145 133V131H143V127L141 128H139V124H141ZM149 121V120H148ZM166 121H163V122H165L166 124H168V122H166ZM169 121V120H168ZM178 121V120H177ZM177 121H175V122H177ZM207 121V120H206ZM205 121V122H206ZM214 121V120H213ZM248 121V123H249V119L247 120ZM256 121V120H255ZM264 121V120H263ZM262 121V122H263ZM4 122V123H5ZM69 122V121H68ZM67 122V123H68ZM115 122V121H114ZM129 122V123H130ZM143 122V121H142ZM146 122H147V120H146ZM163 122H161V124H163ZM173 122V121H172ZM186 122V121H185ZM189 122H191V121H189ZM204 122V121H203ZM212 122V121H211ZM228 122V121H227ZM240 122V121H239ZM4 123H3V125H4ZM6 123H8V122H6ZM5 123V124H6ZM14 123V122H13ZM12 123V124H13ZM19 123V122H18ZM25 123H27V122H24V124ZM71 123V122H70ZM105 123V122H104ZM164 123V124H165ZM182 123H184V122H181L180 124H182ZM207 123V122H206ZM213 123V122H212ZM224 123V122H223ZM226 123V122H225ZM237 123H238V121H237ZM245 123H246V121H245ZM23 124V123H22ZM23 124V125H24ZM38 124H39V122H38ZM50 125H52L51 123H49ZM57 124V123H56ZM111 124V123H110ZM118 124V123H117ZM127 124V123H126ZM148 124V123H147ZM173 124V123H172ZM177 124V123H176ZM195 124V123H194ZM216 124V123H215ZM222 124V123H221ZM234 124V123H233ZM241 124V123H240ZM7 125V124H6ZM79 125V124H78ZM244 125V124H243ZM263 125V124H262ZM14 126V125H13ZM28 126V127H29ZM40 126V125H39ZM65 126V125H64ZM70 126V125H69ZM112 126H113V124L111 125V128H112ZM114 126H115V124H114ZM113 126V127H114ZM132 126V125H131ZM142 126H144L143 124H142ZM147 126V125H146ZM163 126V125H162ZM196 126V125H195ZM245 126H246V124H245ZM248 126V125H247ZM246 126V127H247ZM59 127V126H58ZM58 127H57V129H58ZM79 127V126H78ZM77 126H76V128H78ZM95 127V126H94ZM107 127V126H106ZM129 127V126H128ZM167 127V126H166ZM171 127V126H170ZM200 127V126H199ZM254 127V126H253ZM262 127V126H261ZM4 128H5V126H4ZM10 128H11V126H10ZM22 128H24L23 126H22ZM21 128V129H22ZM26 128V127H25ZM54 128V127H53ZM60 128H61V126H60ZM74 128V127H73ZM90 127H88V129H89ZM96 128V127H95ZM108 128V132H109V128L110 127H107ZM110 128V129H111ZM145 128V127H144ZM165 128V127H164ZM167 128H169V127H167ZM167 128H165L166 130H168ZM176 128H178L177 126H176ZM175 127H174V131L175 130H177ZM201 128H203V127H201ZM250 128V127H249ZM6 129V128H5ZM20 129V130H21ZM26 129H28L29 130V128H26ZM67 129V128H66ZM65 129V130H66ZM70 129V128H69ZM72 129V128H71ZM91 129V128H90ZM99 129V128H98ZM116 129V128H115ZM120 129H121V127H120ZM127 129V128H126ZM147 129V128H146ZM145 129V130H146ZM251 129H253V128H251ZM261 129V128H260ZM11 130V129H10ZM40 130V129H39ZM60 130V129H59ZM64 129H63V131H65ZM81 130H82V128H81ZM104 130V129H103ZM107 130V129H106ZM106 130H104V131H106ZM117 130V129H116ZM123 130V129H122ZM193 130H195V129H193ZM197 130V129H196ZM8 131V130H7ZM23 131H25V133L27 132L26 130H23ZM37 132H38V130H36ZM73 131H74V129H73ZM114 131V130H113ZM170 131V130H169ZM11 132V131H10ZM55 132H56V130H55ZM57 132H59V131H57ZM57 132H56V134H57ZM90 132H91V130H90ZM111 132V131H110ZM115 132V131H114ZM117 132V131H116ZM173 132V131H172ZM195 132V131H194ZM12 133V132H11ZM22 133V132H21ZM24 133V132H23ZM65 133V132H64ZM64 133H62V134H64ZM78 133H80V132H78ZM84 134H85V132H83ZM96 133H98V132H96ZM103 132H101L100 134L101 135H103L102 134ZM124 133V132H123ZM151 133V132H150ZM174 133V132H173ZM176 133H177V131H176ZM10 134V133H9ZM35 134H36V132L35 133H33L32 134V138L33 139H31L30 137V141H31V144L30 145H36L38 142H39V139L40 138H34V137H36V136H38V137H40V135H38V134H36V136H35ZM61 134V133H60ZM69 134V133H68ZM67 134V135H68ZM91 134H93V133H91ZM130 134V133H129ZM171 134V133H170ZM178 134V133H177ZM48 135V134H47ZM52 135H55V134H52ZM77 135V134H76ZM86 135H88V134H86ZM86 135H84V137L86 136ZM90 135V134H89ZM94 135V134H93ZM97 135V134H96ZM104 135H105V133H104ZM112 135V134H111ZM169 135V134H168ZM172 135V134H171ZM176 135V134H175ZM174 135V136H175ZM34 136V137H33ZM64 136V139H65V137H66V135L64 134V135H59V136H57V137H63ZM82 136V135H81ZM122 136V135H121ZM124 136V135H123ZM173 136V137H174ZM178 136H179V134H178ZM19 137V136H18ZM56 137V138H57ZM70 137V136H69ZM69 137L67 138V139H69ZM108 137V136H107ZM167 137V136H166ZM169 137H171L170 135H169ZM169 137H167V138H169ZM192 137V136H191ZM1 138V137H0ZM29 138H27L28 140H29ZM58 138V139H59ZM81 138H83V136L81 137ZM92 138V137H91ZM114 138V137H113ZM148 138V139H149ZM167 138H165V139H163L164 141L167 139ZM20 139V141H21V137L19 138ZM48 139V138H47ZM74 139L76 140V139H78V140H80V136H78V137H74ZM97 139V138H96ZM105 139V138H104ZM109 139V138H108ZM50 140H52V139H50ZM54 140H55V138H54ZM74 140V141H75ZM81 140H83V139H81ZM94 140V139H93ZM98 140V139H97ZM113 140V139H112ZM159 140V139H158ZM175 140H176V138H175ZM19 141V142H20ZM41 143H44V142H47L46 141V139L44 138V137H42L41 138ZM60 140H57V142H59ZM62 141V140H61ZM104 141V140H103ZM145 141V142H144ZM160 141H162V140H160ZM170 141V140H169ZM258 141V140H257ZM56 142V141H55ZM70 142V141H69ZM97 142V141H96ZM96 142H95V144H96ZM100 142H101V140H100ZM116 142V141H115ZM166 143H167V140L165 141ZM21 143H24V141L22 140V142ZM28 143V142H27ZM36 143V144H35ZM41 143H38V145L40 146V144ZM47 143H49V142H47ZM62 143V142H61ZM61 143H59V144H61ZM73 142H71L70 143V145L68 144L67 145V142L66 143H64V145L67 147H65L64 149H62V148H59V146L56 148V146H55V143H54V146L51 148V147H49V145H51V144H53V143H51V144H47V147H46V149L42 152V153H44V154H42L43 155V157L41 158V157H36V154L35 155H31L32 153H35L34 152V150L32 151V152H30V150L28 149V151H27V154L25 153V150L22 148V150L24 151L23 153H25V155H18V153L17 154H14V155H17V157H16V159H13L12 161H11V166H7L8 167V174L7 175H3V174H5V173H3L2 175H0V178H1V184L5 187V188H7L9 191H6V193H5V191H4V193L5 194H7V192H10V194L11 195H9V196H11V197H5L6 199H7V201L8 200H10L11 199V202L14 200V201H16V200H19V201H22L23 199H24V197H26V195L27 196H31V201L29 200V199H27L28 201H30V203H28L27 204V206H23V204H22V206H21V204H20V206H12V207H7V208H4V207H6V206H2L1 207V204H2V201H4L5 200V198L4 197H1V195H0V224H3L4 226H6L7 225V227H9L10 225V223H12V221H13V223H15V222H18L19 220H24L25 222L27 221V222H35L36 221V223H38V221H40L39 219V211L40 210H42L43 211V213H46V210L45 209H49V211H50V208H51V206L52 205H56L57 206V208H54V210L55 209H58V206L60 205V204H62V202H60V201H58V202H55V200L54 201H45L46 203H44V200H45V197L47 196V195H49V193H50V188L52 187V185H55V184H57V180H58V182L60 181L59 179H58V177L62 174V172H66L67 170H69L70 168H71V161H72V158L75 160V158L76 157H80L81 158V155H82V153H81V151H80V149H79V146L80 145H78V148H77V145H76V148H74V144H72ZM98 143H99V141H98ZM103 143V142H102ZM107 143H110V142H106V144ZM144 143H146V144H144ZM160 144H161V142H159ZM158 143V144H159ZM163 144H164V142H162ZM20 144V143H19ZM88 143H86V145H87ZM115 144V143H114ZM157 144V143H156ZM156 144L154 145L155 147H156V151H155V154H156V152L157 151H159V146H156ZM159 144V145H160ZM163 144H162V146H161V151L162 150H164L165 151V145L163 146ZM172 144V143H171ZM173 144L175 145V142L173 141ZM179 144V143H178ZM21 145V144H20ZM24 145V144H23ZM46 145V144H45ZM44 145V146H45ZM103 145V144H102ZM105 145V144H104ZM167 145V144H166ZM173 145V147H175ZM191 145V144H190ZM195 145V144H194ZM197 145H199V144H197ZM209 145V144H208ZM217 145V144H216ZM8 146V145H7ZM28 146V145H27ZM43 146V147H44ZM92 147H93V145H91ZM95 146V145H94ZM109 146H110V144H109ZM145 146V147H146ZM203 146V145H202ZM223 146V145H222ZM20 147V146H19ZM18 147V148H19ZM22 147V146H21ZM31 147V146H30ZM35 147V146H34ZM49 147V148H48ZM83 147H84V145H83ZM86 147V146H85ZM97 146H95V148H96ZM108 147V146H107ZM106 147V148H107ZM133 149H132V148ZM144 147V148H145ZM172 147V146H171ZM173 147H172V149H173ZM232 147V146H231ZM45 148V147H44ZM89 149L91 148L90 146L88 147ZM94 148V147H93ZM98 148H100V147H97V149ZM101 148H102V146H101ZM110 148H111V146H110ZM110 148H108V149H110ZM176 148H177V146H176ZM176 148H174V149H176ZM194 148V147H193ZM201 148V147H200ZM204 148H206V147H204ZM33 149V148H32ZM38 149V148H37ZM62 149V150H61ZM85 149V148H84ZM83 149V150H84ZM87 149V148H86ZM96 149V150H97ZM131 149V150H130ZM171 149V148H170ZM192 149V148H191ZM195 149H196V147H195ZM202 149V148H201ZM211 148H209V150H210ZM21 150V151H22ZM42 150H43V148H42ZM91 150V149H90ZM92 150H94V149H92ZM99 150V149H98ZM101 150V149H100ZM103 150V149H102ZM101 150V151H102ZM105 150V149H104ZM168 150V149H167ZM205 150V149H204ZM203 149H202V151H204ZM207 150V149H206ZM20 151V150H19ZM18 151V152H19ZM20 151V152H21ZM87 151V150H86ZM86 151L84 152V153H86ZM106 151V150H105ZM113 151V150H112ZM139 151V150H138ZM160 151V152H161ZM184 151V150H183ZM196 151V150H195ZM194 150H193V152H195ZM200 150H199V147H198V150H197V152L196 153H198ZM20 152H19V154H20ZM38 152V151H37ZM90 152V151H89ZM97 152V151H96ZM99 152V151H98ZM146 152V151H145ZM150 152V151H149ZM154 152V151H153ZM172 152H173V150H172ZM174 152H175V150H174ZM190 152H191V150H190ZM245 152V151H244ZM103 153V152H102ZM164 153V152H163ZM162 153V154H163ZM167 153H169L168 151H167ZM176 153H177V150H176V152H175V155H176ZM200 153V152H199ZM198 153V154H199ZM211 153V152H210ZM59 154H61L62 156L61 157H59V158H55L56 156L55 155H59ZM87 154V153H86ZM85 154V155H86ZM92 153H90V155H91ZM94 154H96V153H94ZM98 154V153H97ZM108 154H110V152L108 153ZM144 154V153H143ZM174 154V153H173ZM178 154V153H177ZM189 155V153H186V156H188ZM191 154H192V152H191ZM201 154V153H200ZM11 154H9V156H10ZM14 155H11L12 157L14 156ZM99 155H101V153H99L98 154V156ZM132 155V154H131ZM153 155H154V153H153ZM152 155V156H153ZM164 155V154H163ZM194 155L196 156V154L194 153ZM84 156V155H83ZM93 156V155H92ZM102 156V158H103V155H101ZM138 156H141L140 155V153H139V155ZM145 156V155H144ZM160 156H161V153H160ZM160 156H158L157 158H155V159H152V160H155V161H157V159L158 158H161ZM168 155H166L165 157H167ZM169 156H170V158H171V152L169 153ZM168 156V157H169ZM191 156V155H190ZM193 156V155H192ZM194 156V157H195ZM12 157H10V158H12ZM58 157V156H57ZM150 157V156H149ZM148 157V158H149ZM156 157V156H155ZM167 157V158H168ZM177 157V156H176ZM189 157V156H188ZM212 157V156H211ZM14 158V157H13ZM82 158H84V157H82ZM86 158V157H85ZM101 157H100V159H102ZM133 158V157H132ZM131 158V159H132ZM139 158H141V157H139ZM147 158V157H146ZM145 158V159H146ZM184 158V157H183ZM210 158V157H209ZM91 159H92V157H91ZM105 159V158H104ZM124 159H126V158H124ZM134 159H136V158H134ZM144 159V158H143ZM144 159V160H145ZM9 160V159H8ZM77 160V159H76ZM75 160V161H76ZM98 160V159H97ZM158 160H163V158H161V159H158ZM167 160L168 159H166V163L165 164H167ZM173 159H171V161H172ZM181 160V159H180ZM184 160H187L186 159V157L184 158ZM196 160V159H195ZM74 161V162H75ZM85 161V160H84ZM88 161V160H87ZM122 161H123V159H122ZM130 161V160H129ZM183 160H181V162H182ZM189 161H191V160H189ZM208 161H210V159L208 160ZM74 162H73V164H74ZM90 162H94L93 160L92 161H90ZM97 162H99V161H97ZM121 162V161H120ZM119 162V165H121V163ZM133 162V161H132ZM135 162H137L136 160H135ZM139 162H140V160H139ZM142 162H145V165H147V163H149V161L147 162V161H141V165H142ZM147 162V163H146ZM154 162V161H153ZM159 162V161H158ZM158 162H157V164H158ZM163 162V161H162ZM180 162V163H181ZM206 162V161H205ZM76 163V162H75ZM78 163H80V162H78ZM77 163V164H78ZM85 163V162H84ZM152 163V162H151ZM172 163V162H171ZM171 163H168V164H171ZM199 163V162H198ZM207 163V162H206ZM226 163V162H225ZM87 164V163H86ZM99 164V163H98ZM117 164V163H116ZM123 164H125V162L123 163ZM122 164V165H123ZM133 164V163H132ZM131 164V162H126V166L125 165H123L122 166V168L124 167L126 170H124L123 171V169L121 170V171H123L122 173H125L126 174V176L129 178V179H131L132 178V176H133V178H134V176L136 175L137 177H141V175H140V173H139V175L140 176H138V174H137V172H136V169H140L141 167H139V168H137V167H134L135 165H132ZM163 164V163H162ZM161 164V165H162ZM196 163H193V162H184V164H183V169L181 170V171H183V170H185L184 169V165H186L187 166V168H189V170L187 169L186 170V172L187 171H189V173L188 174H190L189 175V178L188 179H185V180H183L182 182L185 184H180V183H178V185H177V188H174V187H176V186H173V184L171 183V180H170V178L168 177L167 179H169V180H166V178L165 177H163V180H164V178H165V183L163 182V183H161V184H164V185H162V186H158L159 188L160 187H163V188H161L162 189V191H161V189H160V193L162 194L163 193V195H164V197H161V199L163 198V200H160V202H159V200H158V207H156V202L155 201H157L156 199H155V201H151V203L153 204H151L150 203V199H149V203L152 205V206H148V208H149V210H150V216H152V217H154L155 215H156V217H158L157 219V222L159 221V224L156 222V224H158V225H160V228H161V226H164V225H170V228H169V226L167 227V228H169V229H155V230H153L152 231V233H151V227H149V230H148V227L146 228V229H142L141 230V228H143V224L142 225H139V227H136L134 224L137 222L136 220H134L132 217H130L131 219H132V221L130 222L129 221V224H128V221H124L123 220V222L124 223H126L127 225H126V227H125V224L124 223H122L121 225H119V226H117V224H118V221H117V218L115 217V218H113L112 220H105L104 221V223H103V225L101 226V227H98V233H100L101 235L104 233L105 234V232H107V231H111L112 230V232L113 231H115L118 227H120L119 229H118V231H120L121 229H122V232H116V235H117V233L120 235L118 238H112V240L113 241H110L109 239H108V235H104L103 236V238H101V240L103 239V241H99L100 239L97 237V236H93V235H89L88 234V232L87 231H89V230H91V225L90 224H92V222H90L89 221V219L90 218H93V221L94 220H96L95 218V215L94 216H92V215H88V214H86L84 211V213H82V214H80L79 215V217H73V216H70L69 214H68V208H67V206H66V210L62 213L63 214V217H65L64 219H66V222L67 223H69L70 224V227L72 226V228L74 229V233H73V235L72 234H70V237L67 239V244H68V246L69 247H67L66 249H62V250H59V254L61 253V255H78V256H82V257H84V258H86V259H88L87 261H88V263L92 260V257L96 254V253H98L100 256H102V255H105L106 254V252H108V250H110V249H107V246L109 245V244H113L114 246H112L113 248L115 247L116 248V246L117 247H119V248H127L126 249V251L128 250L129 251V253H132L133 255L134 254H136V247H138V246H140L139 245V243L137 244V242H135V238L136 237H138L139 235H140V233H141V231H142V236L143 235H145V237H147V238H149L150 240L152 239L151 238V236L152 235H150V234H153V237H155V239L156 238H158V237H164V238H169V240L171 241H169V243H166L167 245H171V247L170 248H167L168 249V251H167V249H165L164 251L169 255V254H171L172 253V255L174 254L175 255V252L178 250V249H176V247H179V249H180V253L183 255V256H185V257H189L188 259H190V261H188V263L187 264H212V262H213V259L212 258H210L211 256H212V254L211 253H213L215 250L214 249H212L213 247H215V246H217V244L215 245L214 243H212V245H210V251H212L210 254H211V256L210 257H206V255H203L202 253H200V252H195L194 251V249H196L197 250V248L199 249V248H201L202 246L199 244L198 245V242H196V237L197 236H195V235H197L198 233H200V232H206V233H208V235H210L211 236V238H210V240H211V242H213L214 241V237H216V238H218L219 237V239L221 238H229L231 235H229L228 234V232H231V231H227V220H228V217H227V210H226V207L223 205V203H222V205L220 206L219 204V206L218 207H216L215 205H213V203L211 204V205H209V203H211L210 202V199L209 198H211V199H214L215 198V196L212 198V196L211 197H208L207 198V196H210L207 192H209L210 191V189L208 190L206 187H204L205 189H207V191L206 192H204V193H201V192H199V190L201 189V188H199V190L197 191L196 189V191L200 194H197L196 193V195H194L195 194V190H193L195 187L194 186H197V184H199L200 186H201V181H203V180H201V179H203V176H202V174L200 173V172H198V171H194V172H191L190 170H194L195 168H197V166L195 165ZM6 165H7V162H6ZM137 165H139V166H141L139 163L137 164ZM143 165H144V163H143ZM149 165H150V163H149ZM160 165V164H159ZM197 165H199V164H197ZM4 166V165H3ZM78 166V165H77ZM76 166V167H77ZM83 166V165H82ZM87 166V165H86ZM116 166V165H115ZM155 166V165H154ZM158 166V165H157ZM169 166H171V165H169ZM75 167V168H76ZM84 167V166H83ZM88 167V166H87ZM90 167V166H89ZM143 167V166H142ZM151 167V166H150ZM150 167H146V168H150ZM153 167V166H152ZM151 167V168H152ZM160 167V166H159ZM179 167V166H178ZM177 167V168H178ZM91 168V167H90ZM110 168V167H109ZM108 168V169H109ZM120 168V167H119ZM163 168V167H162ZM164 168H165V166H164ZM163 168V169H164ZM200 168V167H199ZM4 169V168H3ZM73 169V168H72ZM76 169H78V168H76ZM75 169V170H76ZM83 169V168H82ZM81 169V170H82ZM85 169V168H84ZM111 169V168H110ZM160 170H161V167L159 168ZM159 169H155L156 171H157V174L159 175L160 173L158 172V170ZM167 169H169L168 167H167ZM166 169V170H167ZM201 169V168H200ZM208 169V168H207ZM211 169V168H210ZM213 169V168H212ZM1 171H3L2 170V167H1V169H0ZM75 170H74V172H75ZM80 170V169H79ZM145 170V169H144ZM147 171H148V169H146ZM165 170V171H166ZM196 170V169H195ZM77 171V170H76ZM85 171H87V169L85 170ZM91 171V170H90ZM90 171H88V173H87V175L89 174V172ZM109 171L110 170H108V172H107V170H106V172L107 173H109ZM126 171V172H125ZM143 171V168H142V170H141V174L144 172H142ZM147 171L144 173V177H145V175H148V174H146L147 173ZM152 171V170H151ZM165 171H164V173H165ZM171 171V173L173 172V170L171 169L170 170ZM175 171V170H174ZM211 171V170H210ZM221 171V170H220ZM92 172H94V171H92ZM92 172H91V174H92ZM114 172H115V170H114ZM154 172V171H153ZM152 172V173H153ZM167 172V171H166ZM185 172V171H184ZM191 172V173H190ZM85 173V172H84ZM121 173V174H122ZM151 173V174H152ZM211 173V172H210ZM75 174H76V172H75ZM79 174V173H78ZM113 174V173H112ZM154 174V173H153ZM156 174V175H157ZM174 174V173H173ZM215 174V173H214ZM222 174V173H221ZM84 175H86V174H84ZM93 175V174H92ZM100 175V174H99ZM107 175V174H106ZM123 175V174H122ZM163 175V174H162ZM167 175L168 174H166V177H167ZM178 175H181L180 174V172H179V174ZM217 175V174H216ZM62 176H64V173H63V175ZM71 176V175H70ZM69 176V177H70ZM73 176H74V174H73ZM103 176H105L104 174H103ZM102 176V177H103ZM170 176V175H169ZM172 177H174V175H171ZM170 176V177H171ZM185 176V175H184ZM184 176H183V178H184ZM201 176H202V178H201ZM206 176H207V174H206ZM206 176H205V179H206ZM218 176V175H217ZM68 177V178H69ZM77 177V176H76ZM79 177H80V175H79ZM86 177V176H85ZM101 177V176H100ZM131 177V178H130ZM143 177V178H144ZM149 177V176H148ZM155 177V176H154ZM159 177V179H157V177H156V179L155 180H153V178L152 177H150L152 180H153V184L155 185V183H158V181L157 182H155L156 180H160V177L161 176H158ZM180 177V176H179ZM186 177H187V175H186ZM71 178V177H70ZM73 178V177H72ZM108 178V177H107ZM124 178V177H123ZM142 178V179H143ZM145 178H147V177H145ZM149 178V179H150ZM177 178V177H176ZM176 178H174V179H176ZM207 178H209V177H207ZM79 179V178H78ZM83 179V178H82ZM96 179H97V176H96ZM100 179V178H99ZM108 179H110V178H108ZM126 179V178H125ZM137 179V178H136ZM150 179V180H151ZM172 180H173V178H171ZM180 179V178H179ZM215 179V178H214ZM218 179V178H217ZM63 180V179H62ZM68 180V179H67ZM66 180V181H67ZM70 181H71V179H69ZM80 180V179H79ZM93 180V179H92ZM91 180V181H92ZM104 180H105V178H104ZM107 180V179H106ZM120 180V179H119ZM177 180V179H176ZM64 181V180H63ZM70 181H68L66 184H65V187L64 186H62L61 188H62V190H64L65 188H66V185L67 184H69V182ZM109 181V180H108ZM162 181V180H161ZM161 181H159V182H161ZM72 182V181H71ZM93 182H95V181H93ZM132 182V181H131ZM139 182V181H138ZM138 182H136V183H138ZM143 182V181H142ZM145 182H147V181H145ZM145 182H144V184H145ZM150 182V181H149ZM173 182V181H172ZM179 182V181H178ZM204 182H206L205 180H204ZM203 182V183H204ZM127 183V182H126ZM130 183V182H129ZM136 183H135V185L133 184V186L135 187V189H136ZM171 183V184H170ZM221 183V182H220ZM58 184H60V183H58ZM102 184V183H101ZM114 184V183H113ZM140 184V183H139ZM143 184V185H144ZM151 183H149V185H150ZM104 185H106V184H104ZM110 185V184H109ZM148 185V186H149ZM198 185V186H199ZM204 185L206 186L207 184H205L204 183ZM204 185H202V186H204ZM226 185H228V184H226ZM80 186H81V184H80ZM79 186V187H80ZM113 186V185H112ZM157 186V185H156ZM155 186V187H156ZM197 186V187H198ZM223 186H225V184H223ZM63 187H64V189H63ZM74 187V186H73ZM143 187H145L146 188V186H142V188ZM151 187H152V184H151ZM157 187V188H158ZM208 187V186H207ZM214 187V186H213ZM84 188H86V187H84ZM83 188V189H84ZM127 188V187H126ZM125 187H124V189H126ZM144 188V189H145ZM158 188V189H159ZM203 188V189H204ZM209 188V187H208ZM218 188V187H217ZM231 188V187H230ZM123 189V190H124ZM128 189H129V193H135V192H130V189H132V186L129 184L128 185ZM134 189V188H133ZM140 189H141V187H140ZM144 189H142L144 192H145V190ZM147 189H150L149 187H147ZM153 189H154V187H153ZM158 189H156V190H158ZM215 189V188H214ZM222 189V188H221ZM73 190H75V189H73ZM87 190V189H86ZM92 190V189H91ZM108 190V189H107ZM127 190V189H126ZM138 190V189H137ZM137 190H135V191H137ZM155 190V189H154ZM155 190V191H156ZM202 190V189H201ZM228 190V189H227ZM59 191H61V190H59ZM65 192H66V189L64 190ZM64 191H62V192H64ZM139 191V190H138ZM142 191V192H143ZM150 191V190H149ZM159 191V190H158ZM219 191H220V189H219ZM218 190H216V192H219ZM225 191V190H224ZM223 191V192H224ZM56 193L58 192L57 190L55 191ZM64 192V193H65ZM67 192H68V186H67ZM67 192H66V194H67ZM124 192H125V190H124ZM142 192H140V193H142ZM146 192H148V190L146 191ZM145 192V194L146 195H148V193H146ZM153 192V191H152ZM151 192V193H152ZM211 192H213V190L211 191ZM222 192V191H221ZM221 192H220V195H219V193H218V196H221ZM69 193V192H68ZM140 193H137V194H140ZM157 193V192H156ZM156 193H152V195L154 194H156ZM177 193H179L180 194V196L181 197H178V194L176 195ZM205 193H207V194H205ZM225 193V192H224ZM227 193V192H226ZM3 194V193H2ZM9 194V193H8ZM158 194V193H157ZM160 194V195H161ZM173 194H175L176 195V199L178 200H176L178 203H177V205L175 204L176 203V201H175V203H174V200H175V198H174V196H171V195H173ZM183 196H182V195ZM212 194H214V193H212ZM216 194V193H215ZM214 194V195H215ZM4 195V194H3ZM51 195V194H50ZM57 195V194H56ZM59 195H62L61 193L59 194ZM144 195V194H143ZM143 195H140L141 197H143ZM146 195H144V196H146ZM153 195V196H154ZM67 196V195H66ZM112 196V195H111ZM137 196V195H136ZM157 198L159 197V196H157V195H155ZM162 196V195H161ZM193 196H194V198H196V197H198V196H200V200H195L194 198H193ZM203 198H202V197ZM52 197H53V195H52ZM59 197V196H58ZM99 197V196H98ZM146 197H148V196H146ZM150 197V196H149ZM155 197V198H156ZM27 198V197H26ZM201 198L203 199V200H201ZM207 198V199H209V203H207L206 201H207V199L205 200V199ZM219 198V197H218ZM217 198V199H218ZM221 198H223L224 199V197H223V195H222V197ZM221 198L220 199H218V200H221ZM48 198H46V200H47ZM56 199V198H55ZM59 199V198H58ZM95 199H96V197H95ZM105 199V198H104ZM197 199V198H196ZM199 199V198H198ZM217 199H215V200H217ZM26 199H24V201H25ZM57 200V199H56ZM65 200V199H64ZM98 200H99V198H98ZM101 200V199H100ZM147 200V199H146ZM153 200V199H152ZM205 200V201H204ZM215 200H212V202H214ZM28 201H26V203L28 202ZM102 201V200H101ZM119 201H121L120 199H119ZM123 201V200H122ZM127 201H129V200H127ZM196 201V202H195ZM223 201V200H222ZM18 202V201H17ZM64 202V201H63ZM99 202V201H98ZM124 202V201H123ZM130 202V201H129ZM145 202V201H144ZM144 202H143V204H144ZM220 202V201H219ZM19 203V202H18ZM125 203V202H124ZM131 203V202H130ZM226 203V202H225ZM96 204H97V200H96ZM136 205L135 206H140V204L141 203H139V202H137V203H135ZM199 204H200V206H199ZM5 205V204H4ZM13 205V204H12ZM63 205V204H62ZM146 205V204H145ZM227 205V204H226ZM36 206H39V209L35 212H33V210L32 211H30V213H32V214H29V210H31V209H34ZM211 206V207H210ZM228 206V205H227ZM63 207V206H62ZM197 207V208H196ZM158 208V210H157V213H156V209ZM217 208H220V210L218 209L217 210ZM6 209H8V210H10V211H8V212H6V211H4V210H6ZM53 209V208H52ZM115 209V208H114ZM227 209H228V207H227ZM21 211V210H27V212H24V211H21V212H19V211ZM59 210V209H58ZM138 210V209H137ZM196 210L198 211H200L199 213L198 212H196ZM55 212V211H54ZM129 212V211H128ZM137 212V211H136ZM140 212V211H139ZM53 213V212H52ZM231 213V212H230ZM50 214V213H49ZM49 214H47V215H49ZM55 214H56V212H55ZM118 214H120V212L118 213ZM124 214V213H123ZM134 214V213H133ZM43 215V214H42ZM57 215V214H56ZM61 215V214H60ZM121 215V214H120ZM119 215V216H120ZM129 215H130V213H129ZM138 215V214H137ZM231 215V214H230ZM229 215V216H230ZM116 216V215H115ZM144 216V215H143ZM149 216V218L151 219V217ZM234 216V215H233ZM43 217V219H45L44 217H45V214L42 216ZM56 217V216H55ZM58 217V216H57ZM140 217H142L141 216V214H140V216H139V218ZM230 217H232V215L230 216ZM24 218V219H23ZM51 218H52V216H51ZM125 218V217H124ZM138 218V217H137ZM144 218H145V216H144ZM155 218V217H154ZM153 218V219H154ZM101 219V218H100ZM110 219V218H109ZM126 219H127V216H126ZM129 219V218H128ZM130 219V220H131ZM231 219V218H230ZM46 220H47V216H46ZM50 220V219H49ZM58 220H60V219H58ZM152 220V219H151ZM155 220V219H154ZM43 221V220H42ZM42 221H41V223H42ZM48 221V220H47ZM47 221H45V224H48V223H46ZM65 221V220H64ZM143 221H145L146 222V220H144L143 219ZM234 221V220H233ZM232 221V222H233ZM237 221V220H236ZM21 222V221H20ZM57 222V221H56ZM103 222V221H102ZM151 222H154V221H151ZM230 222V221H229ZM231 222V223H232ZM33 223H31V224H33ZM53 223V222H52ZM52 223H50V224H52ZM58 223H59V221H58ZM139 223H141V222H139ZM138 223V224H139ZM234 223V222H233ZM236 223V222H235ZM235 223L233 224V225H235ZM239 223V222H238ZM240 223H241V220H240ZM239 223V224H240ZM243 223V222H242ZM20 224V223H19ZM22 224H24V222L22 223ZM22 224H21V226H22ZM55 224V223H54ZM138 224H137V226H138ZM151 224V225H150ZM152 224L153 223H150L149 222V226H152ZM155 224V225H156ZM238 224V225H239ZM2 225V226H3ZM9 225V226H8ZM18 225V224H17ZM16 225V226H17ZM44 225V224H43ZM57 225V224H56ZM129 225V226H128ZM157 225V226H158ZM228 225H230V224H228ZM237 225V224H236ZM20 226V227H21ZM35 226V225H34ZM115 226H117L116 227V229H114L115 228ZM124 226V227H123ZM13 227H15V226H13ZM13 227H11L12 229H13ZM109 227V228H108ZM233 227V226H232ZM25 228V227H24ZM46 228V227H45ZM61 228V227H60ZM63 228V227H62ZM232 229L230 226H228V229ZM234 228H235V231L237 230L236 229V227L234 226ZM242 228V227H241ZM20 229V228H19ZM28 229V228H27ZM44 229V228H43ZM43 229H41V230H43ZM50 229H51V227H50ZM53 229V228H52ZM114 229V230H113ZM9 230L10 231H8V230H0V264H44V262H48L49 263V260H47V258H44L43 259V257H44V255L46 254L45 252H43V253H39V252H42L41 250H43L44 248V246H45V244H44V246H42V243L43 242H45L44 241V232H41V234H40V231H39V236H36L37 234H38V232H37V234H36V232H35V234L36 235H34V236H32L33 238H32V240L28 243V244H25V243H21V245H17V240H19L17 237L19 236V233H17L18 235L16 236V235H13L12 233H11V229L9 228ZM17 230V229H16ZM26 230V229H25ZM46 230V229H45ZM44 230V231H45ZM64 230H66V229H64ZM94 230V229H93ZM243 230H244V228H243ZM24 231V230H23ZM23 231H22V233H23ZM21 232V231H20ZM30 233H31V231H29ZM46 232V231H45ZM56 232H58L57 230H56ZM55 231H54V233H56ZM64 232V231H63ZM62 232V233H63ZM73 232V231H72ZM240 232V231H239ZM26 233V232H25ZM43 233V234H42ZM233 233H235L236 234V232H234L233 231ZM27 234H29V233H27ZM48 234V233H47ZM115 233L113 232V234H110V235H113L114 237L116 236V235H114ZM231 234V233H230ZM234 234V235H235ZM60 235H62V234H60ZM80 235H82V238L80 237V239H79V244L81 245H79L78 244V242H77V237L79 238V236ZM97 235V234H96ZM228 235H229V237H228ZM237 235V234H236ZM243 235H245V234H243ZM28 235H26V237H27ZM57 236H59V235H57ZM84 236V237H83ZM252 236V238L254 237V235H251ZM16 238V240L14 239V238ZM60 237V236H59ZM58 237V238H59ZM62 237V236H61ZM140 237V236H139ZM138 237V238H139ZM234 237V236H233ZM233 237H232V239H233ZM250 237V236H249ZM258 237V236H257ZM21 238H22V236H21ZM28 238H30L29 236H28ZM86 238H93L94 239V245L93 246H86V245H84V244H82V240L83 239H86ZM215 238V239H216ZM225 238V239H226ZM235 238V237H234ZM237 238V237H236ZM238 238H240V237H238ZM237 238V239H238ZM243 238V237H242ZM142 239H143V237H142ZM146 239V238H145ZM147 240V241H145V242H147V243H149V241L150 240ZM163 239V238H162ZM161 239V240H162ZM256 239L257 238H255L254 240L256 241ZM259 239H260V236H259ZM13 240H15V241H13ZM161 240H158V241H161ZM164 240V239H163ZM161 241V242H164V241ZM218 240V239H217ZM253 239H252V242H253V245L255 246H257L258 244H257V242L256 243H254L255 241H254ZM258 240V239H257ZM42 241V242H41ZM139 241V240H138ZM143 243L142 244H145V242H144V240H141ZM156 241V242H155ZM154 242H155V246L153 247L154 249L153 250H157L158 248H164L165 246H166V244H163V243H160V242H158L157 240H155ZM178 241H180V242H185V243H187V245H188V247H191V249L192 250H190V251H188V250H184V249H181L180 248V246L182 245V244H177V246H176V242H178ZM224 241V240H223ZM238 241V240H237ZM240 241V240H239ZM242 241V240H241ZM15 242V244L17 245H15V246H13L14 243ZM134 242L136 243V244H134ZM152 242V241H151ZM150 242V243H151ZM225 242V241H224ZM264 242V241H263ZM124 243H125V245H124ZM228 243V242H227ZM242 243V242H241ZM48 244V242H46V245ZM141 244V243H140ZM141 244V245H142ZM154 244V243H153ZM152 244V245H153ZM221 244V243H220ZM229 244V243H228ZM247 244H248V242H247ZM50 245V244H49ZM63 245H65V244H63ZM116 245V246H115ZM126 245H128V246H126ZM149 245V244H148ZM148 245H143L142 246V248H144V247H148ZM151 245V246H152ZM204 245V244H203ZM207 245V244H206ZM222 245V244H221ZM226 245V244H225ZM263 245V244H262ZM150 246V245H149ZM205 246V245H204ZM253 246V247H254ZM256 246H255V249H256ZM50 246H45V248H47L46 250H47V252H48V254H46V255H50L51 257H53L52 255H54L55 253H53V252H55L54 250L52 251V249H50L49 248ZM62 247V246H61ZM135 247V248H134ZM146 247V248H147ZM207 247V246H206ZM239 247V246H238ZM252 247V246H251ZM39 248V249H38ZM52 248V247H51ZM63 248V247H62ZM183 248H185V247H183ZM209 248V247H208ZM217 248V247H216ZM223 248V247H222ZM258 248H259V246H258ZM139 249V248H138ZM148 249H151V248H148ZM147 249V250H148ZM189 249V248H188ZM221 249V248H220ZM227 249V248H226ZM229 249V248H228ZM237 249V248H236ZM242 249H244V248H242ZM261 249V248H260ZM48 250H50V252L48 251ZM58 250V249H57ZM143 250H145V248L143 249ZM161 250V249H160ZM231 250H232V248H231ZM249 250V249H248ZM247 250V251H248ZM52 251V252H51ZM131 251V252H130ZM163 251V250H162ZM204 251V250H203ZM207 251H208V249H207ZM242 251V250H241ZM245 251V250H244ZM153 252V251H152ZM152 252H151V254H152ZM158 252V251H157ZM169 252V253H168ZM223 252V251H222ZM50 253H53L52 255L50 254ZM109 253H111L110 251H109ZM113 253V252H112ZM125 253V252H124ZM141 253H142V255H145L146 253H148V252H146V253H144L143 254V252H142V249H141ZM221 253V252H220ZM224 253V252H223ZM225 253H227V251H225ZM242 253V252H241ZM44 254V255H43ZM114 254V253H113ZM131 254V256L132 257H134L133 255ZM160 254V253H159ZM237 254V253H236ZM45 255V257H47ZM56 255H58V254H55L54 255V257L56 256ZM125 255H126V253H125ZM150 255V254H149ZM111 256V255H110ZM124 256V255H123ZM130 255H129V257H131ZM141 256V255H140ZM145 256H147V255H145ZM144 256V257H145ZM239 256H241V254L239 255ZM143 257V258H144ZM151 257H152V255H151ZM235 257V256H234ZM237 257H238V255H237ZM236 257V258H237ZM56 258V257H55ZM62 258V257H61ZM60 257L58 258V260H60L61 259ZM149 258V257H148ZM63 259H65V258H63ZM69 259V258H68ZM169 259V258H168ZM219 259V258H218ZM235 259V258H234ZM233 259V260H234ZM57 260V259H56ZM77 260H80V258L78 259L77 258ZM81 260H83V259H81ZM110 260H112V259H106V263L107 262H110ZM118 261H120V260H123V259H117ZM141 260V259H140ZM148 260V259H147ZM158 260V259H157ZM166 259L164 258V260H163V262L165 263L166 261H165ZM214 260H216V259H214ZM232 260V261H233ZM63 262H64V260H62ZM67 261V260H66ZM74 261V260H73ZM118 261H116V262H118ZM126 261V260H125ZM130 261V260H129ZM133 261V260H132ZM169 261V260H168ZM193 261H195V262H193ZM207 261H209L208 263H206ZM218 261V260H217ZM225 261V260H224ZM228 261H229V259H228ZM50 262H52L51 260H50ZM72 262V261H71ZM77 262V261H76ZM92 262H94L95 263V261H92ZM99 262H102V261H99ZM104 262V261H103ZM114 262V261H113ZM154 262V261H153ZM97 263H98V261H97ZM112 263V262H111ZM140 263V262H139ZM169 263V262H168ZM186 263H184V262H182V263H180V264H186ZM234 263H235V261H234ZM51 264H54V262L53 263H51ZM58 264V263H57ZM148 264H151V263H149L148 262ZM160 264V263H159ZM221 264H224V263H221ZM226 264H228V263H226Z\"/></svg>",
    "mask_w": 264,
    "mask_h": 264
},
{
    "label": "crops",
    "instance_id": "obj_3",
    "mask_svg": "<svg viewBox=\"0 0 264 264\" xmlns=\"http://www.w3.org/2000/svg\"><path fill=\"white\" fill-rule=\"evenodd\" d=\"M10 1V3H9ZM13 1V2H12ZM16 0H0V2L2 3V5H5L7 6V8H1L2 10L0 12H2V17H16L18 15H11L12 13V10H10L12 7H13V3L15 2ZM30 2L34 1V0H29ZM7 3L11 4V7H9V4L6 5ZM3 7V6H2ZM10 10V11H9ZM9 11V12H8ZM38 10V9H32L30 11L26 10L25 13L23 14L24 17H32V18H35L34 16H37V17H40V16H43V17H50V14L46 15L45 14L47 12H45V10ZM35 12V13H34ZM8 15V16H7ZM21 16V15H19ZM6 27V28H5ZM9 27V29H8ZM3 28V29H2ZM50 28V26H49ZM0 130H1V133H2V137L0 139V145L4 146V147H7L9 152L10 153H14V154H17L18 155H25V153L27 154V151L29 149V147L31 146V139H33L31 136L33 133L36 132V134L40 135V138L44 137L46 140H49L51 141L50 139L53 137L55 138L57 135L54 133V130L53 129H56L57 127L54 125L52 127V125H50L49 123L52 124V121L55 123L56 121H59V118H57L58 114H61L60 113V110L59 107H56L57 105H52V99H55L56 101V96L61 95H64L66 92L64 91H67L68 90V86L70 87L69 84L72 83V81H75V82H80V79L77 78V72H76V69H78V71H84V67L85 65L82 64V62H80V59L79 57L77 58L78 54L77 53H67V54H64L63 56L61 57H57L56 54H53L51 52V50L46 47V46H42L41 49H33V48H29L27 49L25 46H22L23 42H25L24 44H26L29 40V32L26 31L25 29L22 30V31H18L17 29H14L11 25H1L0 26ZM24 32V34L22 33ZM33 32V31H32ZM50 32V31H49ZM25 36L26 38L22 39L23 37L20 38L19 40V36ZM50 33H47V34H43L44 36V39H50ZM34 37H37V35ZM32 36V38H34ZM22 39V40H21ZM19 41V43H18ZM35 41L32 40L31 43L33 44ZM38 43V42H37ZM5 44V45H4ZM12 46V47H11ZM22 48V49H20ZM26 48V49H24ZM32 49V50H31ZM24 50V51H23ZM34 50V51H33ZM37 50V51H36ZM22 51V52H21ZM9 52V53H8ZM11 52V53H10ZM50 52V53H49ZM32 55H31V54ZM34 53V54H33ZM3 56H2V55ZM9 54V55H8ZM7 55L9 56L6 60L5 59V56L7 57ZM12 57H11V56ZM15 56V57H14ZM36 56V57H35ZM46 57V58H45ZM98 57H101L103 58L102 56H97ZM45 58V59H44ZM34 59V60H33ZM55 59V60H54ZM52 60V61H50ZM72 61H76V65H73L72 64ZM14 63V64H13ZM28 63V66L29 68L31 69H38V72H39V75L38 77H35L34 81L35 84H34V88L31 92H28V91H25L22 86L20 85V78H21V71L25 68L26 64ZM13 64V65H12ZM39 64V65H38ZM52 64V65H51ZM55 64V66H54ZM105 64V68L104 69H99L98 68V71L96 72L95 76H96V80L95 78L92 80L93 84L96 83V85L98 86V91L97 92H101V93H104L106 94L105 96L111 98L112 97H115L116 96V93H115V90H109V89H105L104 88V85L105 84H112L113 83V80H114V77L117 75H121V76H130V74L132 75H137V74H142V77H143V80H146L147 79V75H145L144 72H141L138 68H137V72H133V73H127V72H117L116 70L114 71L112 66L110 65V63H103ZM39 66V67H38ZM53 66V67H52ZM23 67V68H22ZM38 67V68H36ZM85 68L88 69V67L86 66ZM93 68V67H92ZM7 69V70H6ZM59 69V70H57ZM112 70L114 72H112ZM42 71V72H41ZM57 72V73H55ZM116 72V73H115ZM104 73L107 75L106 77V80H104L103 78V75ZM57 74V75H56ZM65 74V75H64ZM128 74V75H127ZM11 75V77H10ZM50 75V76H49ZM54 77H53V76ZM57 76V77H56ZM60 76V78H59ZM63 76V77H62ZM73 76V77H72ZM7 77V79H6ZM10 77V78H9ZM69 79H68V78ZM73 78V79H72ZM6 79V80H5ZM60 79V80H59ZM4 80V81H3ZM58 80V81H57ZM66 80V81H65ZM68 80V81H67ZM72 80V81H71ZM4 82V83H3ZM120 81L118 80V83ZM65 83V84H64ZM118 83H117V88H118ZM92 84V85H93ZM68 85V86H67ZM107 85V86H108ZM11 88V89H10ZM60 88V89H59ZM65 88V89H64ZM2 89V90H1ZM53 89V90H52ZM120 89V88H118ZM121 90V89H120ZM6 91V92H5ZM55 93H54V92ZM62 91V92H60ZM11 93V94H10ZM54 93V94H52ZM9 94V95H7ZM6 96V97H5ZM16 99L17 100V97H18V100L19 102H17L16 104L12 101L14 100H11V102L9 103V100L11 99ZM2 97V98H1ZM16 97V98H15ZM21 97V98H20ZM29 97V98H28ZM54 97V98H53ZM20 98V99H19ZM28 98V99H27ZM4 99V100H3ZM50 100V101H49ZM6 101V102H5ZM21 101V102H20ZM23 101V102H22ZM37 101V102H36ZM31 102V103H30ZM39 102V103H38ZM9 103V104H7ZM12 104V105H11ZM14 104V105H13ZM20 104V105H19ZM22 104V105H21ZM26 104V105H24ZM32 104V105H31ZM43 105V106H42ZM5 106V107H4ZM40 108H39V107ZM45 106V107H44ZM14 107V108H13ZM16 107V108H15ZM27 109H25V108ZM35 107V108H33ZM20 108V109H19ZM39 108V109H38ZM47 108V109H46ZM24 109V110H23ZM29 109H33L32 111H35L34 114H36L35 116L38 117V121H37V125H38V128L36 127V130H38V132L36 130L32 131V128L36 126L35 123L34 126H32L30 124V126L28 125L29 124V121H33L35 119H33V117L35 116H31V114L33 115V113H31L30 111L28 112ZM42 109V110H41ZM45 109L47 111H45ZM8 113H15L16 116H14V114L11 116L6 114V112ZM11 110V111H10ZM39 110V111H38ZM54 110V111H52ZM56 110H59V111H56ZM45 113H44V112ZM17 112V113H16ZM25 115V117L23 116V113ZM26 112V114H25ZM27 112L30 114H27ZM51 112V113H50ZM59 112V113H58ZM19 113V115H17ZM50 115H49V114ZM57 113V114H56ZM21 114V115H20ZM52 114H55L52 116ZM3 115V116H2ZM6 115V116H5ZM11 117V119L13 120L12 123H10L11 121H9V117ZM19 116V117H18ZM40 116V117H39ZM7 119L8 117V121L5 119ZM22 118V119H21ZM27 118V119H26ZM6 123L5 122V120ZM30 119V120H29ZM37 119V118H36ZM42 119V120H41ZM47 119V121H46ZM45 120V121H44ZM7 124H5V123ZM19 122V123H18ZM24 122H27L24 124ZM34 122V121H33ZM39 122V124H38ZM4 123V125H3ZM24 125H23V124ZM14 125V126H13ZM40 125V126H39ZM5 126V128H4ZM11 126V128H10ZM22 126L24 128H22ZM29 126V127H28ZM29 128L26 129V128ZM22 128V129H21ZM11 129V130H10ZM21 129V130H20ZM34 129V128H33ZM40 129V130H39ZM8 130V131H7ZM23 130H26L27 132L25 133V131ZM12 133H11V132ZM22 132V133H21ZM24 132V133H23ZM10 133V134H9ZM35 134V136H36ZM48 134V135H47ZM52 134H55V135H52ZM19 136V137H18ZM21 137V141H20V138ZM31 139H30V138ZM34 137V136H33ZM29 138V140L27 139ZM36 138V137H34ZM48 138V139H47ZM22 140L24 141V143H21ZM20 141V142H19ZM28 142V143H27ZM21 145H20V144ZM24 144V145H23ZM8 145V146H7ZM28 145V146H27ZM20 146V147H19ZM22 146V147H21ZM19 147V148H18ZM22 148L25 150V153H23L24 151L22 150ZM21 152H20V151ZM20 154H19V152ZM5 152V151H4ZM7 152V153H9ZM14 157V158H13ZM12 158H9L10 161H12L13 159H16L17 155L13 156ZM199 184H197L198 186ZM194 186L195 188L193 190H199V188H201L199 190V192L201 193H204L207 191V189L210 191L207 192L210 196H207L208 197H211L212 198L215 196L214 199H210V202L209 203V199H207V203H209V205H211L213 203V205H215L216 207H218L221 203V196H218V193L220 195V191L219 189L216 187V186H205L207 189L204 188V186ZM204 188V189H203ZM215 188V189H214ZM194 191L196 195L199 194L197 191ZM206 190V191H205ZM213 190V192H211ZM216 190H218L219 192H216ZM205 193V194H207ZM212 193H216L215 195L212 194ZM200 195V194H199ZM202 197V196H201ZM219 197V198H218ZM194 198V196H193ZM197 198V199H196ZM194 198L196 201L197 200H200V196ZM199 198V199H198ZM203 198V197H202ZM201 198V200H203ZM221 198V200H218V199ZM205 199V198H204ZM205 199V200H206ZM217 199V200H215ZM204 200V201H205ZM212 200H215L214 202H212ZM195 201V202H196ZM220 201V202H219ZM219 204V205H218ZM111 203L110 204H107L105 205L104 207H96L93 209L94 213H95V219L93 222H92V225H91V230L87 231L88 233H91V235L93 236H97L100 240L99 241H103V239L101 240V238H103V234L101 235L100 233H98V227H101L104 223L105 220H112L113 218H117L118 217V213L120 212L121 215V218H122V221L126 220L128 221V224H129V221L131 222L132 219L129 217L128 219V216L126 215L127 211L125 210H118L116 209L115 205H112L111 207ZM200 206V204H199ZM221 206V205H220ZM211 207V206H210ZM115 208V209H114ZM197 208V207H196ZM82 209V208H81ZM220 210V208H217V210ZM196 212H200L199 210ZM124 213V214H123ZM116 215V216H115ZM126 216H127V219H126ZM125 217V218H124ZM101 218V219H100ZM110 218V219H109ZM131 219V220H130ZM103 221V222H102ZM124 223V222H123ZM102 224V225H101ZM125 224V227H126V223ZM129 226V225H128ZM109 228V227H108ZM94 229V230H93ZM97 234V235H96ZM109 236V235H108ZM197 236L195 239H196V242H198V245L200 244L202 247L201 248H197L194 249L195 252H200L202 253L203 255H206V257H210L211 256V252L210 251V243H214L215 245L217 244V246L213 247L212 249H214L215 251L214 252H219V256L220 257H224V258H228V256H232V255H228V254H225V253H222L226 251V247H223L226 242H227V238H216L214 237V241L211 242L210 238L211 236L208 235V233L206 232H200L198 233ZM112 238H114V236L112 235ZM110 237H108V239L110 241H113ZM216 238V239H215ZM212 239V238H211ZM218 239V240H217ZM225 242H224V241ZM228 241H232V239H229ZM236 241V240H234ZM222 245H221V244ZM205 246H204V245ZM207 244V245H206ZM114 246L113 244H109L107 246V249H110L108 250V252H106L105 255H102L100 256L98 253H96L93 257H92V260L88 263V261L86 260H76L73 264H148V262H143V263H138L136 260H133L135 258H143L145 255H142V253L140 251H136V254H132V253H129V251L127 250L126 251V248L124 249H119L116 245V248L112 247ZM207 246V247H206ZM209 247V248H208ZM217 247V248H216ZM223 247V248H222ZM221 248V249H220ZM161 248H158L157 250H155V254H151L153 258H155L156 260L154 261V263L152 262H149L151 264H180L182 262H179V261H175V260H171V259H168L169 257H173L172 255H168L165 251H162L163 249ZM166 249V248H165ZM208 249V251H207ZM204 250V251H203ZM109 251L111 253H109ZM158 251V252H157ZM114 254H113V253ZM126 255H125V253ZM131 252V251H130ZM221 252V253H220ZM160 253V254H159ZM211 253V254H210ZM131 254L134 256L132 257ZM111 255V256H110ZM124 255V256H123ZM129 255L131 257H129ZM141 255V256H140ZM151 255H150V258H151ZM214 254H212L213 256ZM145 257H149V255L145 256ZM164 258L166 259L165 263L163 262ZM106 259H112L110 260V262H105ZM117 259H130L129 260H120L118 261ZM158 259V260H157ZM133 260V261H132ZM169 260V261H168ZM92 261H95L92 262ZM98 261V263H97ZM99 261H102V262H99ZM104 261V262H103ZM114 261V262H113ZM118 261V262H116ZM112 262V263H111ZM169 262V263H168ZM195 262V261H193ZM209 261H207L206 263H208ZM68 264H71L70 262H67ZM188 263V262H187ZM186 263V264H187Z\"/></svg>",
    "mask_w": 264,
    "mask_h": 264
},
{
    "label": "built area",
    "instance_id": "obj_4",
    "mask_svg": "<svg viewBox=\"0 0 264 264\" xmlns=\"http://www.w3.org/2000/svg\"><path fill=\"white\" fill-rule=\"evenodd\" d=\"M119 57L122 59H127V60H131L134 58L133 53H121L119 54ZM142 86V82L139 78L137 77H131L128 76L124 79H122L119 83H118V88H120L121 90H130V89H134V90H138L140 89ZM165 88L163 87L162 90H164ZM93 216V215H92ZM90 222H93V218L89 219ZM82 244L86 245V246H93L94 245V239L93 238H86L83 239Z\"/></svg>",
    "mask_w": 264,
    "mask_h": 264
},
{
    "label": "water",
    "instance_id": "obj_5",
    "mask_svg": "<svg viewBox=\"0 0 264 264\" xmlns=\"http://www.w3.org/2000/svg\"><path fill=\"white\" fill-rule=\"evenodd\" d=\"M93 61H96L98 63L99 69H104L106 67L105 64H103V60L101 57H98V58L95 57V58H93ZM87 67H88V65H87Z\"/></svg>",
    "mask_w": 264,
    "mask_h": 264
}]
</instances>
